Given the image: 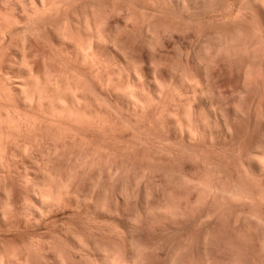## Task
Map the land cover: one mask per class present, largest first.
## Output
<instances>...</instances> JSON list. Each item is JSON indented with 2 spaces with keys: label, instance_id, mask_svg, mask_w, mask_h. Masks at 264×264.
<instances>
[{
  "label": "rangeland",
  "instance_id": "374dc122",
  "mask_svg": "<svg viewBox=\"0 0 264 264\" xmlns=\"http://www.w3.org/2000/svg\"><path fill=\"white\" fill-rule=\"evenodd\" d=\"M1 1H3V0H0V10H1L0 14L3 13V11H4V13L7 11L6 15H7V13H8V15L10 14L11 17H13V21L15 20L14 16H12L14 14L16 15L15 17L19 16L18 18H20V21L22 20L21 24H20V22H19V25L17 23H15L14 26L15 25L16 26L14 28H10L11 31L10 30L8 32L5 31L4 33H6V34H3L1 30L4 31L6 29V23L7 22L3 21V19L5 20V18H3V17L0 19V24L2 23L1 26L2 25L4 26V29H2L3 26H2V28L0 27L1 28V30H0V37H1L0 43L3 42L4 36L7 35V36H5L6 39L4 40L6 42L5 43L3 42L1 44V47H3V48H1L2 49L1 52L3 54H1V52H0V54H1L0 60H1L2 56H4L3 57L4 59L2 58L3 60L0 61V69L3 70V72L0 71V78L2 77L0 79V81L1 80L3 81V82L1 81V83H0V117H2V118H0V124L3 125L4 123H6V122L2 121L4 119H5V121L8 122V123L4 124L3 126L1 125L3 128L0 126V149L2 146V149L0 150V152H1L0 153V163L2 161V165L0 164V171H1L0 172V180H1L0 181V250H1L0 252L6 253L7 248H8V252H11L12 255L14 253V255L16 257L14 259H16V260H14L13 263L11 261V264H14L15 261H16L15 264H22L23 262H24L23 264H25L26 262L28 264H52V261L54 259L55 254H56L55 257L58 258L59 260L63 259L61 261L62 262L61 264H64V262H65V264H67V260L71 262V263L68 262V264H75L74 262H76V264L86 263L88 259L90 260V258L86 257L84 254H82L80 252L78 253V252H75L74 250H71L72 246L69 247V245L71 244L70 241L73 239L71 236L72 235L71 232L73 230L76 231V232L75 231H73V232H75V233L78 232L80 234V236H83L85 238L84 239V238L80 237L82 240L77 239V240H81L82 243L86 242V244L88 243V245L90 244L91 246L96 247L102 241L103 244L101 243L100 248L104 247L105 245H107V247L109 246L110 249L111 248L113 249V247H114L113 251H115V250L118 251V253L116 251L114 253H116V255H119L117 257H119L120 258L119 260H121V261L126 256L125 255L127 252L126 249L128 248V242L126 240L127 239L126 236L127 235L132 236V234H133V237H131V238L133 239L134 246L137 245L135 247L140 249L139 247L143 246V248H144V245L146 246L144 249L141 248L142 253L140 250H138L141 253L140 257L142 260L139 257H137L138 260H136V262L137 261L138 262L135 264H141V263L142 264H170L171 258L174 259L177 255H178L177 257L179 259L176 257L174 259L173 264H198V263L201 264V258H200L201 254L200 253L202 251L199 249L200 248L204 249L205 245L207 247L206 253H208V255H210L208 257L210 259L212 258L210 261H212V263H214V264L215 263L218 264V262L222 263V260H223L224 264H228V263L229 264H234V263L235 264H240V263L241 264H264V226H263L264 225L263 224L264 218H261V217H264V201H263V199H264V172L262 171L261 174H259V173L254 174L251 171V169H249L247 167V165L244 164V159L247 157L249 151L251 149H253V147L256 145V143L259 141L264 142V139H263L264 138V38H263L264 37V21L262 19H260L258 14L245 3L246 1L244 0L245 1L244 2L243 0H239V1H237V0H186L185 1L186 3H185L184 0H180V1L177 0L176 3H173V2H170L169 0H146V1L145 0H73L74 2L72 0H66V2H64L65 1L64 0L63 4L65 6H67V4L69 3V5L67 7L70 6L69 7L70 9L65 7L62 4V7L60 6V8H59V10H61V8H62V10L59 14L60 16L55 15L56 11H58V10H56V11L54 10V12H55L54 15L57 17H55L53 15H52V17L50 15H47L45 17H40V18L37 17V19H36V17L34 16V22L32 20L33 17H31L29 19L26 18L27 13H25V10L27 9V7H28V9L30 8L29 5H26V1H27V4H29V0H22L21 1L22 3L24 1L23 6L25 5V7H26V9L23 8L24 11L22 10V6H21L22 4H19L20 0L19 1L17 0L18 3L15 0H13V3L11 2V0L10 1L4 0L3 2H1ZM5 1H7V2L9 1L8 5H10V6H8L7 2H5ZM231 1H232V3H231ZM240 1H242V2L240 3ZM14 2L17 5H15ZM182 2H184V3H182ZM243 2H244V4H243ZM3 4L4 5L6 4L7 7H5L6 5L4 6ZM11 4L13 6V9L18 11V12H14V14H12L13 10H12ZM241 4L243 5V7ZM245 4H246V6H244ZM104 5H105V7H104ZM240 5H241L242 10L245 9V12L244 11L242 12L241 9H239ZM16 6H17V8H16ZM234 6H236V7L234 8ZM63 7H65V10L67 11V13L69 15L66 13L65 10H63L64 9ZM2 9H3V11H2ZM111 9H113V10H111ZM238 9H239V11H241L240 15H239ZM9 10H12V13H9ZM118 10H119V12H118ZM248 10H250L251 12L250 11L248 12ZM92 11H94V12H92ZM112 11H113V14H112ZM26 12H27V10H26ZM86 12L89 14H87ZM100 12H102L103 14ZM104 12H106V13L110 12V14L108 13L109 15L107 14L109 19L107 18L106 13L104 14ZM116 12H118L120 14V16ZM237 12H238V16L236 15ZM22 13L23 14L25 13V15L23 16ZM84 13H85V15L86 14L87 15H93L92 13H96L97 15L102 14V16L99 15L98 17L94 15L97 18L101 17V18H99L100 22L103 18V15H104L103 20L105 19V17H106V20H110V21L114 18L112 21L113 22L116 21L115 23L117 24V27H118L119 23H121L119 25L120 31H118L119 29L117 28L118 29L117 32L120 33V36L123 35L122 38H125V39L127 38L126 41L129 40V42L127 41V43H129L130 45L128 44L129 45L128 49H126V50H128L127 51L128 53L125 52L124 54H126V55H124V54L118 55L117 54L116 56L114 55V57H113V56L109 55V53L103 48H99L100 49V50L98 49L99 51H97V49H94V51H91L90 49H88L90 51L85 50L86 52L88 51L89 53L88 52L85 53L84 50H82L81 52H84L85 55L89 54L92 56L91 57V56L86 55V57H88V58L90 57L89 59H92L94 56V58L92 60L96 59L95 57H96V54L98 53L97 57L99 59L95 60L96 63L94 61V63L96 65L95 64L91 65L92 61L91 60L89 61V59H87L86 62H84V63H87L89 61L91 64L90 63H87L85 65H83L84 63L81 64L80 61H82V60L85 61V58L83 57V53L76 54V53H74V50L71 48V46L68 45V43L66 44V42L61 43V42L56 41V39L53 36L52 31L54 30L53 27L55 29L56 28L61 29V27L63 26V28H62L63 31H65L64 29L67 30L69 27V30H71L69 32L70 33L74 32L72 29H70L71 26H70L69 22H67L68 23V25H67L66 21H68V20L70 21V19L72 20V18H74L75 16L84 15ZM61 14L62 15L66 14L70 18L68 19L66 16H62ZM115 14H117L116 15L117 17L115 16ZM121 15L123 18L121 17ZM3 16H5V14ZM48 16H49L48 20L46 19L47 24H45L44 18H47ZM61 16L63 18H60ZM7 17H10V16H7ZM241 17H245V18H241ZM41 18L43 19V20H41V23L42 24L44 23L45 25L43 24L44 25L43 26L41 23H39L40 26H38V28H37L35 23L39 22L38 19H41ZM50 18H52V19H50ZM64 18H66V20ZM126 18H127V23H126V21H124V20H126ZM144 18H146V19H144ZM11 19H9L10 22H12ZM56 19H58V20H56ZM233 19H235V20H233ZM1 20H2V22H1ZM23 20H24V22H23ZM55 20H56V22H55ZM64 20H65V23L62 24V22H64ZM27 21H28V24L27 25L25 24L27 26L26 27L24 25V23ZM30 21H31V24H30ZM243 22L244 23L246 22V23L244 24ZM56 23H58L59 26H57L58 24H56ZM107 23H108V21H105V22L103 21V25L105 24V26L101 25V27L102 28L106 27ZM22 24L24 25L23 28H22V26H20ZM36 24H38V23H36ZM51 24H53V25L51 26ZM54 24H56L57 27ZM64 24L67 25V28H66V25L64 27ZM126 24L127 25L129 24V25L127 26ZM19 26H20V29H19ZM32 26L36 27L38 31L40 29L41 30V31H39L40 34L37 32V30H35L36 28L33 31L32 30L30 31V29H32ZM45 26L47 27L46 29L44 28ZM126 26L128 28H126ZM26 28H28V29H26ZM16 29H17V31H16ZM22 29L23 30L26 29L27 30L26 33L31 32L30 35H29V33L27 35V34H25V32H22L23 31ZM47 29H49V30H47ZM150 29H151V31H150ZM19 30H21V31L19 32ZM44 30H46L47 32ZM154 30L156 33L154 32ZM14 31L16 32V36L18 34L20 37L19 36L14 37V35H13ZM34 31L36 33H34ZM45 32L48 33V35L47 34L45 35ZM8 33H9V35H8ZM20 33H21V35L23 33L24 34L21 36ZM32 33L35 34V36H37V37L33 36L35 38H32V36H31V35H33ZM65 33H68V32H65ZM162 33H164V34H162ZM1 34H2V36L3 35L4 36L2 37ZM25 35H26V39L24 37ZM49 35H51L52 37ZM11 36H12V39L10 38ZM39 36H41V38ZM156 36H157V38H156ZM7 37H8V39H7ZM29 37H31L32 40ZM48 37L51 39H49ZM75 37H78V36H75ZM220 37H221V39H220ZM2 38H3V40H2ZM10 39L11 40L16 39V40H14L15 43L13 44ZM20 39H22V40H20ZM27 39H28V41H27ZM260 39L262 40L261 41L262 43L260 42ZM1 40H2V42H1ZM7 40H8V42H7ZM44 40H45V42H44ZM200 40H201V42H200ZM23 41L24 42L26 41L25 44L27 46L23 43ZM75 41H76V43H77V41H80V42H78L79 44L77 43L80 46L81 40L79 38H77V40H73L74 44H75ZM150 41H151V43H150ZM48 42L49 43L51 42L50 45L47 44ZM245 42H246V44H245ZM8 43L9 44L12 43V45H10V47H9ZM207 43H208V45H207ZM3 44H4V46H3ZM15 44L17 46L20 44L18 46L19 51H18V49H15L17 47ZM22 44H23V46H22ZM77 44H75V45H77ZM229 44H230V46H229ZM260 44L263 46H261ZM24 45H25V53L30 50L27 53L28 56L25 54L28 58L29 57L31 58L30 60H32L34 57H36L38 55L37 59L34 58L32 61H30L31 64H33L32 62H34L36 60L35 65L36 64L37 65L36 66L34 65L35 66L34 69L37 70L40 67V70H42V72L44 71L43 73L47 72L46 75L48 74V76H51V75L53 76L54 74L56 75L57 71L55 72L53 70L57 69V70H59L57 73L58 78L60 79L61 77H63V79H60V80H64V78L67 75V73H65V72L70 71L69 73H71L72 70H75V69L77 71H79L77 69V67L78 68L80 67V69H81L84 66L82 68V71L85 70L84 71L85 75L82 74L83 72L81 70H80L81 72H79V74L81 76L83 75L84 77H87V78L85 79L83 77L84 78L83 80H85V81H83V83L81 80L82 78H80V80L78 79L79 81H81L82 85L85 83L83 86H81L78 83L79 81L78 82L76 81L78 78V74L76 76V73H78L77 71L75 74L71 73L72 75L74 74L73 76H75L76 80H74L75 78L72 79L73 76L72 77L70 76L68 79H69V82L71 81V79L74 80V81H71V83L73 82V84H72V85H74L73 87H78L80 85V89H82V87H84V86L86 87L87 86L86 84H88L89 86H87L86 88L84 87V89L87 90L88 87L92 88L94 85L98 89L97 90L95 88V90L98 91V93L92 90L93 91L92 94H94L95 96L97 94L98 97H96V98L92 97L91 96L92 94H90V97H89L88 92L91 93V90H90V88H89L90 91L87 90L88 91L87 96L90 99L92 98L91 100H94V99L97 100L98 99L97 103H96V100H94V103L96 105L92 104L93 102H91V100L88 98L87 103H86V101L83 103L81 102L82 104L85 103L84 105L76 104V108H78V109L74 108L75 106L72 107L73 111H75V110L79 111L80 109H82V110H80L81 113H80V111L78 113L83 114V115H84V113H86L85 116L89 113L87 115L89 118H87V116H86V119L84 118L85 120L83 122H80V124H78L79 122L76 123V121L71 120V118H69L71 120V122H70V120L67 122V119H68L67 117H65L63 119L62 116H60L61 119L64 120V123H63V121L60 119V117H58V114H55L56 112L53 111L55 108H58L59 106L53 107L54 108L53 110L51 109L52 105H50L51 102L49 100V99H51V97H49V94H48L49 98H46L47 95L45 96V94H44L45 98L44 97L42 98L43 103L41 101L38 102L32 98L30 99L31 102H29L30 100L28 99V97L26 98L27 94L26 95L20 94V92L18 91V88L16 87V84L19 81L23 82L22 79L24 77H26V75H24L22 72H20L16 68L10 69L8 66V63H9V61H11L15 57L16 53L21 54V52L22 53L24 52V50H20V48L24 49ZM56 45H57V48H59V50L61 48L60 51H55V50H57ZM224 45H226V46H224ZM6 46H8V47H6ZM32 46H33V48H32ZM211 47L214 49H212ZM62 48L64 51L67 50L71 53H69V52L67 53V51H66L64 53L65 56H62V52H61ZM244 48H245V50H244ZM37 49H39L40 51ZM26 50H28V51H26ZM48 50H50V51H48ZM238 50H239V52H238ZM9 51H12V52H9ZM222 51H224V52H222ZM52 52H53V54H52ZM54 52H56L55 55L57 58H59V60H61V58H63V60L59 62V60L54 56ZM91 52H93V53H91ZM59 53H61V54H59ZM66 53H67V55L68 54H70V55L67 56ZM11 54H14V55H11ZM32 54H33V56H32ZM211 54H213V55L211 56ZM71 55L72 56L74 55L73 58H71L72 57ZM128 55L131 58V61L133 62V64L135 63V65H137V66H135V68H136L135 70H137L138 72L133 71L134 69H132V71H131L127 66H124L125 65V62H124L125 58L124 57H126ZM149 55H150V57H149ZM153 55L157 56L156 58H158L156 60L159 63V64L157 63L159 70L153 69V67H152L153 63H151V60H152L151 57ZM53 56L55 57V59ZM60 56H61V58H60ZM65 57H67V58H65ZM28 58H27V60H29ZM207 58H209V59H207ZM70 59H72L73 61H70ZM74 59H75V61H74ZM54 60L55 61L57 60L56 62H58V63H56ZM146 60H148V61H146ZM64 61L67 64H65ZM105 61H107V62L105 63ZM161 61H163V62H161ZM2 62H5V63L3 64ZM44 62H47V63H44ZM75 62L77 63V66H76ZM42 64L45 65V67ZM52 64L54 65V67ZM58 64L62 65V66L58 67ZM70 64H72V66H70ZM80 64L83 66H81ZM88 64H90L91 66H89ZM202 65H205L206 69H203L204 67ZM2 66H3V69H2ZM94 66H95V68L97 67L96 69L94 68L96 71V74H94V69H93V72L91 73L93 75H91L90 69L92 70V67H94ZM122 66L124 68H122ZM64 67H65V69H63ZM200 67L201 68L203 67V68L201 69ZM61 68L63 69L62 70L63 74H61L62 72L59 73L61 71L60 70ZM71 68H73V69H71ZM67 69H68V71H67ZM209 69H210V71H209ZM106 70L108 73L106 72ZM237 70L238 71L241 70V71L238 72ZM87 71H88V73H86ZM48 72H50V73H48ZM97 72H98V74H97ZM206 73L209 77L206 75ZM59 74H61L60 75L61 77H59ZM64 74H66L65 77H64ZM86 74L87 75L89 74V76H87ZM55 75H54V77L57 76V75L56 76ZM6 76H8V78L9 77H12V78H9V80H8V78ZM92 76L94 77L95 80H97V81H95V83L92 79L93 78ZM15 78H17V79H15ZM66 79L67 78H65V80ZM88 80H90L94 84H92L91 82L88 83ZM107 80H108V82H107ZM6 81H7V84H6ZM8 81H10V82H8ZM101 81H102V83H104V82L105 83L102 84ZM249 81H250V84H249ZM66 82H67V80H66ZM74 82H76V83H74ZM111 83H112V85H111ZM4 84H5V86H4ZM6 85H8V86H6ZM9 85L12 87L11 90H10L11 87ZM75 85H78V86H75ZM125 87L127 90L125 89ZM122 88L128 92H130V90H131V94H132L131 96L133 99L136 100V101L134 100V102L139 101L138 102L139 105L137 103H133L132 105L130 103L126 104V102L123 99H122V101H119V98L116 96V91H117V89H122ZM84 89L82 91H84V93H86ZM201 89H204L203 92H205V93H201L202 92ZM12 91H13V93H12ZM28 95L30 97V93H28ZM89 100H90V102H89ZM124 102H125V104H124ZM211 102L213 103V105L210 104ZM134 104H135V106H134ZM143 106H145V107H143ZM114 109H116V110H114ZM183 110H185V111H183ZM102 113L104 116L102 115ZM104 113H106V114H104ZM51 114L53 115V117ZM18 115H19V117H18ZM26 115L28 116V118L26 117ZM24 116L26 117V119ZM126 116H127V118H126ZM22 117H23V120H22ZM98 117L99 118L101 117V119H99ZM35 119H37L38 121L37 120L35 121ZM90 119H93V120H90ZM107 119H109V120H107ZM19 120H20V124H19ZM94 120H96L95 122H97V121L98 122L95 123ZM72 121H74V123ZM91 121H93L92 122L93 124L91 123ZM204 121L206 123H204ZM16 122L18 124H15ZM29 122L31 124H29ZM62 123L64 125H67V126H64ZM83 123H84V126L82 127ZM98 123H101V124H98ZM175 123L178 126H176ZM9 124H11V125L9 126ZM12 124H15V125H13L14 127L12 126ZM76 124H78V125H76ZM8 126L10 127V129L12 128L14 130L11 129V131H10V129H8L9 128ZM77 126H79V127H77ZM17 127H19L20 132H19V129ZM67 127H68V129H67ZM179 127H181V129ZM6 128H7V131L9 130L8 132L6 131ZM28 128L29 129L31 128L30 131ZM95 128H97V129H95ZM3 129H5V130H3ZM72 129H73V131H72ZM93 129H94V131H93ZM81 130H83V131H81ZM77 131L79 132V135L77 134L78 133ZM175 131H177V132H175ZM67 132H69V133L67 134ZM82 132H83V135H81ZM12 133H14V134H12ZM65 133H66V135H65ZM187 133H189L190 135ZM194 133H196V136ZM11 134L14 136L10 137ZM15 135H16V137H15ZM18 135H19V137H18ZM29 135H30V137H29ZM62 135H64V136H62ZM77 135H78V137H76ZM56 136L58 137V139ZM94 136H96V137H94ZM13 137H15V138H13ZM87 137H88V139H87ZM2 138H5V139L2 140ZM7 138L9 140H11L13 138L11 141L12 142L14 141V145ZM17 138H19V139L17 141L18 146L16 147L15 143H16ZM77 138H78V140H77ZM26 139H28V140L26 141ZM43 139H44V141H43ZM53 139H55V142ZM189 139H191V140L189 141ZM7 140H8V142H7ZM70 140H72V141H70ZM79 140H80V142H79ZM129 140H131V141H129ZM69 141H70L72 146L70 145ZM160 141H162V142H160ZM94 142H96V143H94ZM20 143H22V144H20ZM83 143H85L87 146H84L85 144H83ZM124 143H125V145H124ZM130 143H131V145H130ZM129 145L131 148L128 147ZM32 146H33V148H32ZM95 146H96V149H94ZM28 147H29V149H28ZM177 147H179V148H177ZM249 147H250V149H249ZM69 148L71 150H69ZM127 148H129V149H127ZM5 149L7 150V152H5L6 151ZM73 150H75V151H73ZM84 150H85V152H84ZM95 150H96V153H94V155H92L93 152H95ZM111 150H112V152H110ZM25 151H26L27 155H26ZM143 151H144V153H143ZM155 151H156V153H155ZM103 152L105 153L104 154L105 156L102 155ZM5 153H6V155H5ZM15 153H17V154H15ZM49 153H50V155H49ZM52 153H53V155H52ZM191 153H193V154H191ZM148 154H149L150 158H149ZM108 155H109V158H108ZM112 155H113V158L111 157ZM31 157H32V159H30ZM16 158H18V159H16ZM51 158H52V160H51ZM89 158L92 160H89ZM95 159H96V161H95ZM13 160H15V161L13 162ZM17 160L20 162H18ZM228 160H230V161H228ZM76 161H78V162H76ZM85 161H87V162H85ZM9 163H11V164H9ZM72 163H73V166H72ZM90 163H92V164H90ZM17 164H19V165H17ZM82 164H84V165H82ZM93 164H95V165H93ZM237 164H238V166H237ZM15 165L17 168L15 167ZM85 165L86 166L89 165V166L85 167ZM79 167H81V168H79ZM66 169H67V171H66ZM71 169L73 171L74 170L75 171L73 172V171H71ZM151 169H153V170H151ZM110 170L112 172H110ZM124 170H126V171H124ZM171 170H173V171H171ZM155 171H156V173H155ZM60 172L63 175V177H61L62 175L60 176L63 180H65V178L68 175L67 173H69V172L72 175L77 174V175H75V177H77V178H72V180H71V181H73L72 183H74V184L71 183L72 184L71 185L69 183L71 185V186H69L70 188H67L69 185L67 181L70 180V177H74V176H70V177L68 176L69 179L67 180V178H66V181L64 182V183L67 182L66 184L62 185L63 183L62 184L59 183V185H58L57 182H60V181L58 180L59 177L56 178V175H59ZM134 172H135V174H134ZM144 172H146V173H144ZM221 172H222V174H221ZM46 173H49L48 175H50V176H51V174H53V175L56 174V175H54L53 178L51 176L52 180H54V178L56 180H58L57 182L54 181V183L57 184L58 186H62V189L64 186H67L66 189H69V191L71 190V192H69V194L72 196L73 194H71V193L73 192L75 194L74 196H77V198L75 199L74 196L73 197L69 196V197H71V198H69L68 196H66V194H68V192H66V191H68V190L63 191L61 189L62 190L61 192H63L64 195L62 197L59 196L61 194V192L59 194H57V196H59L58 199L60 200V202H58L59 200L56 198L58 203L56 202V199L53 201H55L57 204L55 202H52V201H51V203H49L45 206H42L41 204H39L37 202V197L39 196L38 195L39 189L45 190L44 186L42 185V180H41L42 177L41 176L43 174H46ZM63 173H65V174H63ZM110 173L113 176H114L113 173H115L116 176L112 177ZM64 175L66 177H64ZM107 175H109V177L111 176L113 179L109 178ZM211 175L213 177H211ZM171 176H173V177L170 178ZM182 176H184V177H182ZM185 177H187V178H185ZM151 178H153V179H151ZM203 178H205V179H203ZM73 179L74 180L76 179V180L74 181ZM105 179H107V180H105ZM211 180L212 181L214 180V181L212 182ZM166 181H168V182L166 183ZM215 181H216V184H220V182H222L220 184V186H222V184L225 185L226 189L230 192H231V190H232V192L234 191V193H238V194L239 193L241 194V192H242V195H243V197L241 196L242 199L240 196L238 197V199L236 196H230L231 193H230V195L228 193L225 196H221L222 198H220V196L216 195L217 200H216V198H213V196H211V192H210V194H209L210 196H209L208 191H210V188L212 187L211 183L215 184ZM218 181H220V182H218ZM28 182H30V183H28ZM148 182H150V183H148ZM241 182H242V184H241ZM207 184H209V185H207ZM204 185L206 187L209 186L208 191L206 190V187ZM225 186H223V188H225ZM240 189H242L243 191L242 190L240 191ZM244 189L246 192L250 190L248 192L249 195H250V193L254 194V196H255L254 198H251L253 195H251V197H250L252 202H251V200H249L250 199L249 196L247 197V193H246L247 199H246V197H244L245 196V194H243V193H245ZM204 191L206 194L204 193ZM256 191H258V192H256ZM199 192L202 194L204 193V196L201 197L202 194H200ZM35 193L38 196H36ZM106 193H108L109 195ZM86 194L89 196V198ZM199 195L201 198L199 197ZM64 196H66V197L64 198ZM216 196H214V197H216ZM260 196H262L263 199ZM218 197H219V199H218ZM228 197H229V201L231 200V203L228 201ZM79 198L83 202H81L79 200ZM234 198H236L235 199L236 201L233 200ZM257 198H258V201L256 200ZM66 199H67V201H66ZM87 199L88 200L90 199L89 200L90 202L89 201L86 202L85 200H87ZM198 199H200V200H198ZM208 199L209 200L211 199V200L209 201ZM225 199H226L227 203H229V205L227 203L225 204V202H226ZM239 199H241L242 201H239ZM254 199L256 201H253ZM78 200H79V203H78ZM195 200H197V201H195ZM213 200L217 204L216 203L212 204V203H214ZM221 200H223L224 203ZM70 201H71V203H70ZM72 201L74 202V204ZM76 201L78 203V207H76L77 206ZM201 201H202V203H201ZM232 201H235V203H233ZM129 202H130V204H129ZM169 202H170V204H169ZM195 202H197L196 205L198 203L200 205L198 204L197 205L198 207H197L194 204ZM68 203H70V204L67 205ZM80 203H82L81 206H79ZM250 203H251V205H250ZM146 204H148V205H146ZM160 204H163L164 206L169 204L168 205V207H170L169 212H170V214L172 213L174 216H172V214H171L172 217L170 216V214H169V216L166 215V217L162 216L161 214L159 216L158 215L159 212L157 210L158 209L157 207L161 206ZM187 204H189V205H187ZM220 204H221V206H220ZM243 204L245 206H243ZM52 205H54V206H52ZM94 205H96V207ZM143 205L145 207L151 206L152 209L157 208V209L153 210V213L151 211V213H152L151 218H149V219L139 218V217H142V216H140L141 215L140 212L142 211V208H144ZM191 205H192V207H191ZM224 205L226 206V208ZM68 206H70V207H68ZM98 206L100 207V209ZM232 206H233V208H232ZM38 207H39V209H38ZM49 207H50V210H49ZM71 207H73V209ZM77 208H78V210H77ZM229 208H230V210H229ZM42 209L44 210L43 212L41 211ZM174 209H175V211H174ZM39 211H41L43 214L40 213ZM49 211H51V212H49ZM255 211H256L257 216H259L261 219L259 217H257V219H251L250 218V216L252 217L254 215ZM105 212H107V213H105ZM109 212H111L113 219L107 217L108 215H110V214H108ZM219 214H221V215H219ZM250 214H252V215H250ZM43 215H45L46 217ZM26 216H28V217H26ZM183 216H184V218H183ZM205 216H206V219L204 220L203 218ZM208 216H210V217H208ZM248 216H249V218H248ZM4 217H5V219H4ZM15 217L16 218L18 217V218L16 219ZM201 217H203V218H201ZM254 217L256 218V216H253L252 218H254ZM7 218H9V219H7ZM70 218H72V219H70ZM129 218H130V220H129ZM208 218H209V220H207ZM76 219H77V221H75ZM122 219H124L123 220L124 222L123 221L121 222ZM127 219L130 222H128ZM136 219H138V220L136 221ZM258 219H260V220H258ZM92 220H94V221L98 220L97 224H99V225L95 224L96 221L94 222ZM47 221L49 222V224ZM107 221L109 223L110 222L113 223V224L110 223L112 226ZM135 221H136V223H135ZM245 221H246V223H245ZM39 222H41L42 224ZM53 222H55V223H53ZM63 222L65 223L67 228H65V225L63 224ZM73 222H74V224H72ZM261 222L263 225L261 224ZM68 223L69 224L71 223V229H73V230H70V225H68ZM102 223H103V225H101ZM128 223H131L132 225L131 224L129 225ZM165 223H167V224H165ZM56 224H58L59 227H57ZM118 224L119 225L125 224V226L128 224L129 226L127 225L128 229H125V227H124V230H122L121 228L123 227V225H121L122 226L121 227ZM19 225H21V226H19ZM54 225H55V227H54ZM47 226H49V227H47ZM74 226L78 227V229H80V230H78L77 228L75 229ZM102 227L104 228V230ZM129 227H131V228H129ZM14 228H16V229H14ZM59 228H61V230ZM68 229H69V231H68ZM119 229H121V230L119 231ZM206 229H207V231H206ZM249 229H250V231H249ZM62 230H63V232H62ZM89 230H90V232H89ZM42 231H44V232H42ZM49 231H51V233ZM64 231H68L66 233L68 236L65 234ZM106 231H108V232L106 233ZM113 231H114V233H113ZM124 231L126 233H124ZM52 232H54L56 234H52ZM82 232H84V233H82ZM75 233L73 235H76ZM111 233L113 234V236ZM41 234H42V236H41ZM51 234L55 235V236L52 237ZM79 234H77L78 235L77 237H79ZM119 234H121V235H119ZM49 235H51V236H49ZM217 235H218V237H217ZM63 236L65 238V241L63 240L64 239ZM191 236L193 239L191 238ZM38 237L39 238L42 237V240L39 239ZM73 237H75V236H73ZM110 237L112 238V240ZM230 237H232V238H230ZM35 238H38L37 240L39 242L41 240V242L39 243L37 240H35ZM54 238H56L57 241ZM60 238H61L62 242L64 241L63 243L61 242ZM70 238H71V240H70ZM49 239H50V245H51V243H53V245L55 243L58 244V245H56V244L54 245V246H56V249L54 246L48 245ZM52 239H53V241H51ZM67 239L69 240L68 242L70 244L66 241ZM58 240H60V241H58ZM108 240H109V245L107 243ZM97 241L98 242L100 241V242L98 243ZM2 242H3V244H1ZM33 242H34L35 246L37 245L36 247L33 245ZM110 242H112V244H110ZM46 244H47V246H45ZM67 244H68V246H67ZM152 244H154V245L152 246ZM39 245H40V247H39ZM88 245H86V246L84 245V247L87 248ZM90 245L88 246V248L90 247ZM114 245H116V246H114ZM211 246H213V247H211ZM52 247H54V248H52ZM107 247L105 246V248H107ZM11 248L13 251L11 250ZM41 248H42V250H41ZM49 248H51L50 251H48ZM105 248H104V250L106 251ZM153 248H154V250H153ZM53 249L58 250L57 252L59 253V257L57 256L58 253L51 252ZM66 249H68V250H66ZM110 249L107 248V250H110ZM151 249L153 251H151ZM155 249H157V251ZM260 249H262V250H260ZM145 250H148V251H145ZM69 251H71V252H69ZM143 251L145 252L144 254H143ZM260 251H261L262 255H261ZM175 252H177V253H175ZM1 253H0V256H1ZM76 253H78V254H76ZM111 253L114 254L113 252H111ZM40 254H42V255H40ZM123 254L125 255L124 257L120 256ZM60 256H62V258ZM17 257H18V260L20 259V261L17 260ZM83 257H84V261H83ZM236 257H237V259H236ZM80 258H82L81 261H83L81 263L79 260ZM86 258H87V260H86ZM26 259H28L29 262L26 261ZM218 259H220V260H218ZM36 260H37V262H36ZM89 260H88V263L90 262ZM117 260H118V258H117ZM119 260H118V262H120ZM38 261H39V263H38ZM0 263H1V261H0ZM5 264H9V263H7L5 261Z\"/></svg>",
  "mask_w": 264,
  "mask_h": 264
},
{
  "label": "bare ground",
  "instance_id": "6f19581e",
  "mask_svg": "<svg viewBox=\"0 0 264 264\" xmlns=\"http://www.w3.org/2000/svg\"><path fill=\"white\" fill-rule=\"evenodd\" d=\"M4 1V0H3ZM3 1H1V2H3ZM10 1V0H9ZM9 1L7 2V1H5V2H7V5L9 4ZM15 1H17V0H15ZM19 1V0H18ZM18 1H17V3H18ZM22 0H20L19 1V4H22L21 6H22V10H23V8L24 9H26V7H25V5L23 6V3H24V1H23V3L21 2ZM63 1L64 0H29V4H27V1H26V5H29L30 6V8L28 9V7H27V12H26V10H25V13H27V16H26V18L27 19H29V18H31V17H33L32 18V20H33V22H34V16L36 17V19H37V17L38 18H40V17H45V16H47V15H50L51 17H52V15L53 16H55V15H57V16H60L59 14H60V12H61V10H62V8H61V10H59V8H60V6L62 7V4H63ZM73 1V0H72ZM146 1V0H145ZM170 2H173V3H176V1L177 0H169ZM180 1V0H179ZM186 0H184V2H185ZM237 1H239V0H237ZM244 1V0H243ZM246 1V2H245ZM244 2L250 7V8H252L257 14H258V16L260 17V19H262L263 21H264V0H245ZM4 2V3H5ZM11 2L13 3V0H11ZM21 2V3H20ZM62 2V3H61ZM64 2H66V0L64 1ZM74 2V1H73ZM97 2V1H96ZM127 2V1H126ZM184 2H182V3H184ZM236 2V1H235ZM234 2V3H235ZM242 1H240V3H241ZM244 2H243V4H244ZM15 3V2H14ZM71 3V2H70ZM120 3V2H119ZM132 3V2H131ZM172 3V4H173ZM186 3V2H185ZM231 3H232V1H231ZM66 4V3H65ZM167 4V3H166ZM230 4V3H229ZM246 4L244 5V6H246ZM4 5V4H3ZM6 5V4H5ZM4 5V6H5ZM7 5L5 6V7H7ZM15 5H17L16 3H15ZM64 5V4H63ZM69 5V3L67 4V6ZM130 5V4H129ZM141 5V4H140ZM228 5V4H227ZM231 5V4H230ZM229 5V6H230ZM235 5V4H234ZM242 5V4H241ZM241 5H240V7H239V9H241ZM8 6H10V5H8ZM11 6H12V4H11ZM65 6V5H64ZM67 6H65V7H67ZM156 6V5H155ZM228 6V7H229ZM65 7H63L64 9L63 10H65ZM70 7V6H69ZM69 7H67V8H69ZM91 7V6H90ZM104 7H105V5H104ZM128 7V6H127ZM180 7V6H179ZM232 7V6H231ZM236 6H234V8H235ZM242 7H243V5H242ZM248 7V8H249ZM15 8V7H14ZM16 8H17V6H16ZM123 8V7H122ZM209 8V7H208ZM233 8V9H234ZM247 8V9H248ZM4 9V8H3ZM3 9H2V11H3ZM7 9V8H6ZM11 9V8H10ZM70 9V8H69ZM89 9V8H88ZM92 9V8H91ZM116 9V8H115ZM126 9V8H125ZM128 9V8H127ZM231 9V8H230ZM239 9H238V11H239ZM246 9V10H247ZM8 10V9H7ZM12 10H13V13H12ZM12 10H9V13H12V14H14V12H18V11H16V10H14L13 9V6H12ZM54 10L56 11V10H58V11H56V13L54 12ZM68 10V9H67ZM111 10H113V9H111ZM163 10V9H162ZM24 11V10H23ZM66 11V10H65ZM64 11V12H65ZM122 11V10H121ZM230 11V10H229ZM241 11L243 12H245V9L244 10H242L241 9ZM241 11H239V15H240V13H241ZM250 10H248V12H249ZM0 12H1V10H0ZM7 12V11H6ZM6 12L4 13V11H3V13H1L0 15V19L3 17V18H5V20L3 19V21H5V22H7L6 23V29L3 31V30H1V28H2V26H1V24H0V30L2 31V33L3 34H6V33H4L5 31L6 32H8L9 30H10V28H14L15 26H14V24L15 23H17L18 25H19V22H20V24H21V22H22V20L20 21V18H18V17H15L16 15L14 14V15H12V16H14V18H15V20L13 21V17H11V15L9 14L8 15V13H7V15H6ZM21 12V11H20ZM69 12V11H68ZM85 12V11H84ZM89 12V11H88ZM92 12H94V11H92ZM118 12H119V10H118ZM118 12H116V13H118ZM139 12V11H138ZM156 12V11H155ZM251 12V11H250ZM253 12V11H252ZM25 13L23 14L22 13V15L24 16L25 15ZM54 13H55V15H54ZM66 13H67V11H66ZM74 13V12H73ZM87 13V12H86ZM90 13V12H89ZM89 13H87V14H89ZM97 13V12H96ZM96 13H92L93 15H85V13H84V15H81V16H75L74 18H72V20L70 19V21L68 20V21H66V24L68 25V23L67 22H69V24H70V26H71V28L70 29H72L74 32H72V33H70L69 31H71V30H69V27H68V29L66 30V29H64L65 31H63V26L61 27V29H55L54 27H53V36H54V38L56 39V41H58V42H66V44L68 43V45H70L71 46V48L74 50V53H76V54H80V53H83V57L85 58V61H80L79 59V61L81 62V64L82 63H84V62H86V60L87 59H89L88 57H86V55H85V53H87L88 51H94V49H97V51H99L100 49L99 48H103V49H105L108 53H109V55H111V56H113L114 57V55L116 56L117 54L118 55H123L125 52L126 53H128L127 51L128 50H126V49H128V46L130 45L129 43H127V41L129 42V40H127L126 41V39L125 38H122L123 37V35H121L120 36V33H118L117 32V30L119 29V25L121 24V23H119V25H118V27H117V24L115 23V22H113L112 20L114 19H112L111 21L110 20H106V17H105V19L103 20V18H104V15H103V18H102V20H101V22L99 21V18H101V17H99V18H97L99 15H101L102 16V12H100V13H102V14H96ZM106 12H104V14H105ZM109 14H110V12H108ZM108 13H106V15L108 14ZM124 13V12H123ZM122 13V14H123ZM154 13V12H153ZM225 13V12H224ZM5 14V16H3ZM21 14V13H20ZM68 14V13H67ZM108 14V15H109ZM112 14H113V11H112ZM119 14V13H118ZM125 14V13H124ZM139 14V13H138ZM233 14V13H232ZM62 15V14H61ZM69 15V14H68ZM97 16V17H95V16ZM108 15H107V18L109 19V17H108ZM117 14H115V16H116ZM169 15V14H168ZM223 15V14H222ZM237 16H238V12H237V14H236ZM7 16H10V17H7ZM57 16H55V17H57ZM62 16H66L68 19L70 18V17H68L66 14L64 15H62ZM60 17V18H63V17ZM119 16H120V14H119ZM153 16V15H152ZM175 16V15H174ZM230 16V15H229ZM242 16V15H241ZM246 16V15H245ZM111 17V16H110ZM114 17V16H113ZM117 17V16H116ZM121 17H122V15H121ZM126 17V16H125ZM138 17V16H137ZM146 17V16H145ZM222 17V16H221ZM224 17V16H223ZM240 17V16H239ZM255 17V16H254ZM257 17V16H256ZM258 17V18H259ZM12 18V19H11ZM48 18H49V16L47 17V18H44L45 20V24H47V20H48ZM112 18V17H111ZM123 18V17H122ZM214 18V17H213ZM231 18V17H230ZM229 18V19H230ZM235 18V17H234ZM237 18V17H236ZM241 18H245V17H241ZM8 19V20H7ZM9 19H11L12 20V22H10V20ZM25 19V18H24ZM47 19V20H46ZM50 19H52V18H50ZM65 20H66V18H64ZM130 19V18H129ZM128 19V20H129ZM133 19V18H132ZM144 19H146V18H144ZM228 19V18H227ZM239 19V18H238ZM249 19V18H248ZM41 20H43L42 18L41 19H38V21L39 22H36V23H41ZM56 20H58V19H56ZM56 20H55V22H56ZM65 20H64V22H62V24L63 23H65ZM233 20H235V19H233ZM37 21V20H36ZM43 21V22H44ZM63 21V20H62ZM103 21L105 22V21H108V25L106 24V27H104V28H102L101 27V25H103ZM124 21H126V23H127V18H126V20H124ZM238 21V20H237ZM244 21V20H243ZM250 21V20H249ZM1 22H2V20H1ZM23 22H24V20H23ZM121 22V21H120ZM132 22V21H131ZM134 22V21H133ZM35 23V25H36V27L38 28V26H40V24L38 25V24H36ZM50 23V22H49ZM48 23V24H49ZM52 23V22H51ZM54 23V22H53ZM118 23V22H117ZM163 23V22H162ZM244 23V22H243ZM246 23V22H245ZM244 23V24H245ZM27 25L28 24V21L27 22H25L24 23V25ZM30 24H31V21H30ZM34 24V23H33ZM42 24V23H41ZM44 24V23H43ZM42 24V25H43ZM44 24V25H45ZM56 24H58V23H56ZM56 24H54L55 26H56ZM66 24H64V27H65V25ZM167 24V23H166ZM180 24V23H179ZM223 24V23H222ZM23 24L22 25H20V26H22V28H23V26H24ZM25 25V26H26ZM43 25V26H44ZM53 24H51V26H52ZM67 25H66V28H67ZM116 25V26H115ZM127 25V24H126ZM129 25V24H128ZM127 25V26H128ZM142 25V24H141ZM150 25V24H149ZM20 26H19V29H20ZM42 26V27H43ZM50 26V25H49ZM57 26H59V24L57 25ZM56 26V27H57ZM103 26H105V24L103 25ZM122 26V25H121ZM126 26V28H128ZM140 26V25H139ZM152 26V25H151ZM157 26V25H156ZM163 26V25H162ZM167 26V25H166ZM188 26V25H187ZM190 26V25H189ZM219 26V25H218ZM27 27V26H26ZM29 27V26H28ZM36 27H34V26H32V29H30V31L32 30H34ZM124 27V26H123ZM169 27V26H168ZM171 27V26H170ZM178 27V26H177ZM222 27V26H221ZM226 27V26H225ZM235 27V26H234ZM18 28V27H17ZM25 28V27H24ZM31 28V27H30ZM37 28L35 29V30H37ZM45 29L47 28L46 26L44 27ZM51 28V27H50ZM118 28V29H117ZM125 28V27H124ZM150 28V27H149ZM163 28V27H162ZM223 28V27H222ZM2 29H4V26H3V28ZM26 29H28V28H26ZM26 29H22L23 31L22 32H25V34H27L28 35V33H29V35H30V33L31 32H27L26 33ZM42 29V28H41ZM174 29V28H173ZM230 29V28H229ZM13 30V29H12ZM47 30H49V29H47ZM52 30V29H51ZM129 30V29H128ZM144 30V29H143ZM158 30V29H157ZM177 30V29H176ZM11 31V30H10ZM16 31H17V29H16ZM21 30H19V32H20ZM39 31H41L40 29H39ZM38 30H37V32L40 34V32H39ZM44 31H46V30H44ZM118 31H120V29L118 30ZM124 31V30H123ZM126 31V30H125ZM150 31H151V29H150ZM164 31V30H163ZM13 32V31H12ZM47 32V31H46ZM45 32V35L47 34L48 35V33H46ZM65 32H68V33H65ZM129 32V31H128ZM154 32H155V30H154ZM165 32V31H164ZM223 32V31H222ZM230 32V31H229ZM248 32V31H247ZM34 33H36L35 31H34ZM42 33V32H41ZM126 33V32H125ZM140 33V32H139ZM156 33V32H155ZM159 33V32H158ZM169 33V32H168ZM201 33V32H200ZM203 33V32H202ZM220 33V32H219ZM233 33V32H232ZM240 33V32H239ZM263 33V32H262ZM11 34V33H10ZM24 34V33H23ZM22 34V35H23ZM33 34V33H32ZM137 34V33H136ZM162 34H164V33H162ZM204 34V33H203ZM202 34V35H203ZM8 35H9V33H8ZM14 37H18L19 35L17 34V36H16V32L14 31ZM20 35H21V33H20ZM21 35V36H22ZM38 35V34H37ZM154 35V34H153ZM243 35V34H242ZM1 36H2V34H1ZM4 36V35H3ZM2 36V37H3ZM5 36H7V35H5ZM5 36H4V40L6 39L5 38ZM32 36V38H35V37H37V36H35V34H33V35H31ZM33 36H35V37H33ZM49 36H51V35H49ZM75 36H78V37H75ZM172 36V35H171ZM229 36V35H228ZM227 36V37H228ZM20 37V36H19ZM25 37V39H26V35L24 36ZM28 37V36H27ZM40 38H41V36H39ZM52 37V36H51ZM133 37V36H132ZM143 37V36H142ZM218 37V36H217ZM226 37V38H227ZM230 37V36H229ZM1 38V37H0ZM11 39H12V36L10 37ZM29 38H31V37H29ZM32 38H31V40H32ZM44 38V37H43ZM49 38V37H48ZM76 38V39H75ZM77 38H79L80 40H81V43H80V46L78 45L79 43L78 42H80V41H77V43H76V41H75V44H77V45H75L74 43H73V40H77ZM151 38V37H150ZM156 38H157V36H156ZM162 38V37H161ZM164 38V37H163ZM238 38V37H237ZM250 38V37H249ZM264 38V37H263ZM7 39H8V37H7ZM10 39V40H11ZM19 39V38H18ZM49 39H51V38H49ZM147 39V38H146ZM215 39V38H214ZM220 39H221V37H220ZM219 39V40H220ZM2 40H3V38H2ZM2 40H1V42H2ZM3 40V42L5 43L6 41H4ZM14 40H16V39H14ZM14 40H11L12 41V43L14 44L15 42H14ZM20 40H22V39H20ZM37 40V39H36ZM40 40V39H39ZM42 40V39H41ZM138 40V39H137ZM152 40V39H151ZM160 40V39H159ZM212 40V39H211ZM216 40V39H215ZM214 40V41H215ZM10 41V42H11ZM27 41H28V39H27ZM55 41V40H54ZM145 41V40H144ZM262 40L260 39V42H261ZM2 42V43H3ZM7 42H8V40H7ZM9 42V43H10ZM18 42V41H17ZM21 42V41H20ZM38 42V41H37ZM44 42H45V40H44ZM47 42V41H46ZM53 42V41H52ZM134 42V41H133ZM200 42H201V40H200ZM227 42V41H226ZM225 42V43H226ZM2 43H0V52H1V48H3V47H1V44ZM8 43V44H9ZM12 43L11 44H9V47H10V45H12ZM22 43V42H21ZM23 43L25 44L26 43V41L24 42L23 41ZM51 43V42H50ZM50 43L48 42L47 44H49L50 45ZM54 43V42H53ZM132 43V42H131ZM150 43H151V41H150ZM154 43V42H153ZM157 43V42H156ZM204 43V42H203ZM262 43V42H261ZM30 44V43H29ZM56 44V43H55ZM65 44V45H66ZM74 44V45H73ZM129 44V45H128ZM142 44V43H141ZM149 44V43H148ZM222 44V43H221ZM245 44H246V42H245ZM258 44V43H257ZM16 45V44H15ZM20 45V44H19ZM18 45V46H19ZM26 45V44H25ZM25 45H24V49L22 48H20V50H24V54L21 52V54L20 53H16L15 54V57L11 60V61H9V63H8V66H9V68L10 69H13V68H16V69H18L20 72H22L24 75H26V77H24L22 80H23V82H21V81H19V82H17V84H16V87L18 88V91L20 92V94L22 95V94H24V95H26V98L28 97V99L30 100L31 98L32 99H35L36 101H38V102H42L43 103V97H44V94H45V96H46V98H49V97H51V99H49L50 100V102H51V104L50 105H52V107H51V109L53 110L54 108L53 107H55V106H59L58 108H55L53 111L54 112H56L55 114H58V117H60V116H62V118L64 119L65 117H67L68 119H67V122L70 120L69 118H71V120H74V121H76V123L77 122H79L78 124H80V122H83L85 119H86V116L89 114H87L86 116H85V114L86 113H84V115L83 114H80L81 113V111L80 110H82V109H80L79 111H80V113H78L79 111H73V108L72 107H74V108H76V104H82L83 102H85L86 101V103H87V100H88V98L90 97V94H92L93 93V91H95V92H97L98 93V91H96L95 90V88H96V86L94 87H88V91H90L91 90V93L90 92H88L86 89H84V87H82V89H80V85L81 86H83L82 84H81V81H79L80 80V78H82L81 80H82V83H83V81H85V80H83L84 78L86 79L87 77H84L83 75H85V73H84V71L85 70H83L82 71V68L84 67L83 65H85V64H87V63H90L89 61L91 60L92 61V64L91 65H94L95 63H96V59H99L98 57H97V55H98V53L96 54L95 52V54H96V59L95 60H92L93 58H94V56H93V58L92 59H89V61L87 62V63H84L83 65H81V66H83L81 69H80V67L78 68L77 67V69L79 70V71H77L76 69L75 70H72V72L71 73H76V71L78 72V73H76V76H77V74H78V78H77V80H76V78H75V76H73L71 73H69V72H65V73H67V75L66 74H64V77H65V75H66V77L65 78H67L66 80H67V82L69 83H67L66 82V80H65V78H64V80H60V79H63V77H61L60 75L61 74H63V72H62V70L63 69H65V67L62 69H60L61 71L59 72V73H61V74H59V77H61L60 79L58 78V75H57V73H58V71L59 70H57L56 68V70H53V71H57L56 72V77H54V75L52 76L51 74V76H48V74L46 75V73H43L42 72V70H40V67H39V69H37V70H35L34 68H35V66L37 65H35V62H36V60L34 61V62H32L33 64H31V62L30 61H32L34 58H36L37 59V57H38V55L36 56V57H34L32 60H30L31 58L29 57H27L28 55H27V53L30 51H28V50H26V51H28V52H26L25 53ZM41 45V44H40ZM201 45V44H200ZM207 45H208V43H207ZM227 45V44H226ZM226 45H224V46H226ZM261 45V44H260ZM3 46H4V44H3ZM14 46V45H13ZM17 46V45H16ZM18 46L15 48V49H18V51H19V48H18ZM22 46H23V44H22ZM27 46V45H26ZM52 46V45H51ZM50 46V47H51ZM54 46V45H53ZM149 46V45H148ZM162 46V45H161ZM229 46H230V44H229ZM261 46H263V45H261ZM6 47H8V46H6ZM44 47V46H43ZM64 47V46H63ZM131 47V46H130ZM150 47V46H149ZM206 47V46H205ZM241 47V46H240ZM255 47V46H254ZM27 48V47H26ZM32 48H33V46H32ZM46 48V47H45ZM56 48H57V45H56ZM68 48V47H67ZM212 48V47H211ZM218 48V47H217ZM5 49V48H4ZM9 49V48H8ZM7 49V50H8ZM31 49V48H30ZM52 49V48H51ZM71 49V50H72ZM88 49H90V50H88ZM99 49V50H98ZM152 49V48H151ZM156 49V48H155ZM212 49H214V48H212ZM229 49V48H228ZM238 49V48H237ZM6 50V51H7ZM10 50V49H9ZM33 50V49H32ZM37 50H39V49H37ZM55 50V49H54ZM60 50H61V48H60ZM59 50V48H57V50H55V51H60ZM82 50H84V52H81ZM85 50H88L87 52L85 51ZM104 50V51H105ZM126 50V51H125ZM244 50H245V48H244ZM17 51V52H18ZM40 51V50H39ZM38 51V52H39ZM48 51H50V50H48ZM67 51V50H66ZM66 51H64L63 50V48H62V56H65V52ZM96 51V52H97ZM124 51V52H123ZM139 51V50H138ZM157 51V50H156ZM216 51V50H215ZM251 51V50H250ZM5 52V51H4ZM9 52H12V51H9ZM37 52V51H36ZM69 51H67V53H68ZM133 52V51H132ZM212 52V51H211ZM222 52H224V51H222ZM238 52H239V50H238ZM246 52V51H245ZM7 53V52H6ZM31 53V52H30ZM58 53V52H57ZM67 53H66V55H67ZM69 53H71V52H69ZM89 53V52H88ZM91 53H93V52H91ZM90 53V54H91ZM209 53V52H208ZM218 53V52H217ZM251 53V52H250ZM262 53V52H261ZM1 54H3L2 52H1ZM0 54V55H1ZM27 56H26V55ZM34 54V53H33ZM33 54H32V56H33ZM36 54V53H35ZM51 54V53H50ZM52 54H53V52H52ZM56 52H54V56L56 57ZM59 54H61V53H59ZM64 54V55H63ZM137 54V53H136ZM164 54V53H163ZM206 54V53H205ZM236 54V53H235ZM5 55V54H4ZM9 55V54H8ZM11 55H14V54H11ZM49 55V54H48ZM70 54H68L67 56H69ZM124 55H126V54H124ZM140 55V54H139ZM147 55V54H146ZM157 55V54H156ZM213 54H211V56H212ZM247 55V54H246ZM30 56V55H29ZM35 56V55H34ZM53 56V57H54ZM58 56V55H57ZM72 56V55H71ZM74 56V55H73ZM73 56L71 57V58H73ZM78 56V55H77ZM76 56V57H77ZM87 56H91V55H87ZM102 56V55H101ZM166 56V55H165ZM210 56V57H211ZM220 56V55H219ZM233 56V55H232ZM231 56V57H232ZM4 56H2V58H3ZM6 57V56H5ZM43 57V56H42ZM55 57H54V59H55ZM59 57V56H58ZM80 57V56H79ZM92 57V56H91ZM134 57V56H133ZM149 57H150V55H149ZM157 56H152L151 57V63H153V69H158L159 70V68H158V62H157V60L156 59H158V58H156ZM228 57V56H227ZM237 57V56H236ZM1 58V60H3ZM27 58L29 59V60H27ZM48 58V57H47ZM57 58V57H56ZM60 58H61V56H60ZM65 58H67V57H65ZM102 58V57H101ZM107 58V57H106ZM125 59H124V62H125V65L124 66H127L131 71H132V69H134L133 71H136V72H138L137 70H135L136 68H135V66H137V65H135V63L133 64V62L131 61V58L129 57V55L128 56H126V57H124ZM235 58V57H234ZM250 58V57H249ZM44 59V58H43ZM58 60H59V58H57ZM77 59V58H76ZM115 59V58H114ZM149 59V58H148ZM203 59V58H202ZM207 59H209V58H207ZM230 59V58H229ZM260 59V58H259ZM263 59V58H262ZM0 60V61H1ZM46 60V59H45ZM63 60V58H61V60H59V62L60 61H62ZM68 60V59H67ZM38 61V60H37ZM51 61V60H50ZM55 61V60H54ZM57 61V60H56ZM55 61V62H56ZM70 61H73L72 59H70ZM74 61H75V59H74ZM94 61H95V63H94ZM146 61H148V60H146ZM150 61V60H149ZM160 61V60H159ZM202 61V60H201ZM67 62V61H66ZM107 61H105V63H106ZM138 62V61H137ZM143 62V61H142ZM161 62H163V61H161ZM205 62V61H204ZM218 62V61H217ZM243 62V61H242ZM3 64L5 63V62H2ZM40 63V62H39ZM44 63H47V62H44ZM54 63V62H53ZM56 63H58V62H56ZM63 63V62H62ZM64 63H65V61H64ZM63 63V64H64ZM72 63V62H71ZM158 63V64H157ZM202 63V62H201ZM227 63V62H226ZM60 64V63H59ZM58 64V67L59 66H62V65H59ZM65 64H67V63H65ZM75 64H76V66H77V63L75 62ZM74 64V65H75ZM90 64H88L89 66H91ZM121 64V63H120ZM147 64V63H146ZM246 64V63H245ZM6 65V64H5ZM35 65V66H34ZM43 65V64H42ZM53 65V64H52ZM57 65V64H56ZM69 65V64H68ZM96 65V64H95ZM99 65V64H98ZM102 65V64H101ZM123 65V64H122ZM162 65V64H161ZM44 67H45V65H43ZM70 66H72V64H70ZM143 66V65H142ZM201 66V65H200ZM203 67V69H206L205 67V65H202ZM53 67H54V65H53ZM56 67V66H55ZM74 67V66H73ZM174 67V66H173ZM217 67V66H216ZM48 68V67H47ZM76 68V67H75ZM95 68V66L94 67H92V70L90 69V74L93 72V69ZM97 68V67H96ZM95 68V69H96ZM122 68H124L123 66H122ZM126 68V67H125ZM201 68V67H200ZM201 68V69H202ZM2 69H3V66H2ZM70 69V68H69ZM71 69H73V68H71ZM86 69V68H85ZM89 69V68H88ZM95 69H94V74H96V71H95ZM104 69V68H103ZM139 69V68H138ZM247 69V68H246ZM47 70V69H46ZM45 70V71H46ZM83 72L82 74V76L79 74V72H81V71ZM129 70V71H130ZM200 70V69H199ZM0 71L1 72H3V70H1L0 69ZM8 71V70H7ZM50 71V70H49ZM52 71V72H53ZM67 71H68V69H67ZM118 71V70H117ZM202 71V70H201ZM204 71V70H203ZM206 71V70H205ZM209 71H210V69H209ZM213 71V70H212ZM238 71V70H237ZM241 71V70H240ZM240 71H238V72H240ZM252 71V70H251ZM9 72V71H8ZM99 72V71H98ZM98 72H97V74H98ZM106 72H107V70H106ZM172 72V71H171ZM200 72V71H199ZM48 73H50V72H48ZM69 73V74H68ZM86 73H88V71L86 72ZM108 73V72H107ZM263 73V72H262ZM10 74V73H9ZM17 74V73H16ZM160 74V73H159ZM248 74V73H247ZM260 74V73H259ZM3 75V74H2ZM6 75V74H5ZM87 75V74H86ZM91 75H93V74H91ZM103 75V74H102ZM110 75V74H109ZM206 75H207V73H206ZM11 76V75H10ZM14 76V75H13ZM72 77V79L73 78H75L74 80H76L78 83V85H75V86H78V87H73L74 85H72L73 84V82L71 83V81H74V80H72L71 79V81L69 82V77ZM87 76H89V74L87 75ZM112 76V75H111ZM157 76V75H156ZM204 76V75H203ZM208 76V75H207ZM250 76V75H249ZM259 76V75H258ZM263 76V75H262ZM7 78H8V76H6ZM84 77V78H83ZM91 77V76H90ZM93 77V76H92ZM96 77V76H95ZM140 77V76H139ZM209 77V76H208ZM2 78V77H1ZM0 78V79H1ZM9 78H12V77H9ZM9 78H8V80H9ZM19 78V77H18ZM21 78V77H20ZM109 78V77H108ZM252 78V77H251ZM15 79H17V78H15ZM79 79V80H78ZM89 79V78H88ZM93 79V81H94V83H95V81H97V80H95L94 79V77L92 78ZM107 79V78H106ZM239 79V78H238ZM249 79V78H248ZM7 80V79H6ZM101 80V79H100ZM103 80V79H102ZM246 80V79H245ZM2 81V80H1ZM1 81H0V83H1ZM105 81V80H104ZM215 81V80H214ZM3 82V81H2ZM8 82H10V81H8ZM13 82V81H12ZM87 82V81H86ZM89 82H91L90 80H88V83ZM107 82H108V80H107ZM247 82V81H246ZM71 83V84H70ZM74 83H76V82H74ZM92 84H94L93 82H91ZM90 83V84H91ZM101 83H102V81H101ZM100 83V84H101ZM105 83V82H104ZM104 83H102V84H104ZM206 83V82H205ZM211 83V82H210ZM214 83V82H213ZM6 84H7V81H6ZM68 86H67V85ZM99 84V85H100ZM108 84V83H107ZM110 84V83H109ZM114 84V83H113ZM249 84H250V81H249ZM2 85V84H1ZM72 85V86H71ZM87 86H89L88 84H86ZM98 85V86H99ZM111 85H112V83H111ZM215 85V84H214ZM238 85V84H237ZM4 86H5V84H4ZM6 86H8V85H6ZM10 86V85H9ZM86 86V87H87ZM103 86V85H102ZM110 86V85H109ZM117 86V85H116ZM3 87V86H2ZM11 87V86H10ZM9 87V88H10ZM85 87V88H86ZM108 87V86H107ZM127 87V86H126ZM126 87H125V89H126ZM205 87V86H204ZM231 87V86H230ZM233 87V86H232ZM5 88V87H4ZM89 88H90V90H89ZM114 88V87H113ZM218 88V87H217ZM8 89V88H7ZM12 89V87L10 88V90ZM85 90V92L86 93H84V91H82V90ZM97 89V88H96ZM103 89V88H102ZM123 89V88H122ZM122 89H117V91H116V96L119 98V101H122V99L126 102V104L127 103H130L131 105L133 104V103H137L138 104V102H134V100L135 99H133L132 98V94H131V90H130V92H128V91H126V90H122ZM138 89V88H137ZM9 90V89H8ZM93 90V91H92ZM98 90V89H97ZM115 90V89H114ZM134 90V89H133ZM202 90V92L201 93H205V92H203V90L204 89H201ZM223 90V89H222ZM14 91V90H13ZM13 91H12V93H13ZM206 91V90H205ZM229 91V90H228ZM240 91V90H239ZM87 92L89 93L88 95H89V97L87 96ZM94 92V93H95ZM133 92V91H132ZM177 92V91H176ZM15 93V92H14ZM28 93H30V97H29V95H28ZM148 93V92H147ZM209 93V92H208ZM207 93V94H208ZM48 94H49V97H48ZM96 94V93H95ZM100 94V93H99ZM225 94V93H224ZM11 95V94H10ZM14 95V94H13ZM23 95V96H24ZM94 94H92L91 96L92 97H94V98H96V97H98L97 96V94H96V96L94 95ZM210 95V94H209ZM222 95V94H221ZM100 96V95H99ZM216 96V95H215ZM219 96V95H218ZM220 97V96H219ZM243 97V96H242ZM45 98V97H44ZM116 98V97H115ZM212 98V97H211ZM214 98V97H213ZM216 98V97H215ZM262 98V97H261ZM27 99V100H28ZM90 99V98H89ZM92 99V98H91ZM90 99V100H91ZM121 99V100H120ZM137 99V98H136ZM28 100V101H29ZM46 100V99H45ZM48 100V101H49ZM90 100H89V102H90ZM94 100H96V99H94ZM94 100H91V102H93L92 104H95L94 103ZM98 100V99H97ZM97 100H96V103H97ZM117 100V99H116ZM138 100V99H137ZM190 100V99H189ZM214 100V99H213ZM35 101V102H36ZM101 101V100H100ZM118 101V100H117ZM136 101V100H135ZM238 101V100H237ZM236 101V102H237ZM29 102H31V100L29 101ZM46 102V101H45ZM82 102V103H81ZM102 102V101H101ZM125 102H124V104H125ZM215 102V101H214ZM254 102V101H253ZM100 103V102H99ZM98 103V104H99ZM141 103V102H140ZM152 103V102H151ZM238 103V102H237ZM39 104V103H38ZM41 104V103H40ZM85 104V103H84ZM84 104H82V105H84ZM91 104V103H90ZM104 104V103H103ZM144 104V103H143ZM211 105H213V103L211 102L210 103ZM43 105V104H42ZM87 105V104H86ZM89 105V104H88ZM96 105V104H95ZM139 105V104H138ZM141 105V104H140ZM149 105V104H148ZM235 105V104H234ZM94 106V105H93ZM103 106V105H102ZM114 106V105H113ZM134 106H135V104H134ZM160 106V105H159ZM219 106V105H218ZM39 107V106H38ZM49 107V106H48ZM82 107V106H81ZM97 107V106H96ZM95 107V108H96ZM143 107H145V106H143ZM147 107V106H146ZM150 107V106H149ZM50 108V107H49ZM94 108V109H95ZM111 108V107H110ZM219 108V107H218ZM76 109H78V108H76ZM90 109V108H89ZM142 109V108H141ZM241 109V108H240ZM250 109V108H249ZM17 110V109H16ZM84 110V109H83ZM114 110H116V109H114ZM87 111V110H86ZM183 111H185V110H183ZM260 111V110H259ZM41 112V111H40ZM77 112V113H76ZM92 112V111H91ZM142 112V111H141ZM116 113V112H115ZM176 113V112H175ZM174 113V114H175ZM187 113V112H186ZM54 114V113H53ZM104 114H106V113H104ZM173 114V113H172ZM239 114V113H238ZM52 115V114H51ZM98 115V114H97ZM102 115H103V113H102ZM126 115V114H125ZM44 116V115H43ZM64 116V117H63ZM104 116V115H103ZM18 117H19V115H18ZM25 117V116H24ZM26 117L28 118V116L26 115ZM26 117H25V119H26ZM52 117H53V115H52ZM135 117V116H134ZM189 117V116H188ZM226 117V116H225ZM0 118H2V117H0ZM57 118V117H56ZM85 118V119H84ZM87 118H89L88 116H87ZM91 118V117H90ZM96 118V117H95ZM99 118V117H98ZM105 118V117H104ZM126 118H127V116H126ZM130 118V117H129ZM223 118V117H222ZM33 119V118H32ZM31 119V120H32ZM51 119V118H50ZM59 119V118H58ZM60 119H61V117H60ZM59 119V120H60ZM63 119H61L62 121H63V123H64V120ZM99 119H101V117L99 118ZM2 120V119H1ZM22 120H23V117H22ZM34 120V119H33ZM37 119H35V121H36ZM71 120H70V122H71ZM88 120V119H87ZM90 120H93V119H90ZM97 120V119H96ZM96 120H94V122L96 121ZM107 120H109V119H107ZM113 120V119H112ZM145 120V119H144ZM3 122H6V123H8L7 121H5V119L4 120H2ZM1 121V122H2ZM26 121V120H25ZM38 121V120H37ZM40 121V120H39ZM44 121V120H43ZM74 121H72L73 123H74ZM106 121V120H105ZM116 121V120H115ZM2 122V123H3ZM27 122V121H26ZM34 122V121H33ZM86 122V121H85ZM93 121H91V123H92ZM98 122V121H97ZM97 122H95V123H97ZM126 122V121H125ZM138 122V121H137ZM136 122V123H137ZM6 123H4V124H6ZM13 123V122H12ZM36 123V122H35ZM42 123V122H41ZM48 123V122H47ZM62 123V124H63ZM87 123V122H86ZM85 123V124H86ZM182 123V122H181ZM204 123H206L205 121H204ZM3 124V125H4ZM15 124H18L17 122L15 123ZM15 124H12V126L13 125H15ZM19 124H20V120H19ZM24 124V123H23ZM22 124V125H23ZM27 124V123H26ZM29 124H31L30 122H29ZM49 124V123H48ZM72 124V123H71ZM78 124H76V125H78ZM93 124V123H92ZM98 124H101V123H98ZM97 124V125H98ZM105 124V123H104ZM132 124V123H131ZM167 124V123H166ZM2 124H0V126H1ZM2 125V126H3ZM11 124H9V126H10ZM25 125V124H24ZM23 125V126H24ZM34 125V124H33ZM52 125V124H51ZM57 125V124H56ZM59 125V124H58ZM64 125V124H63ZM74 125V124H73ZM91 125V124H90ZM112 125V124H111ZM137 125V124H136ZM175 125H176V123H175ZM206 125V124H205ZM1 126V127H2ZM7 126V125H6ZM8 126V127H9ZM38 126V125H37ZM49 126V125H48ZM64 126H67V125H64ZM69 126V125H68ZM84 126V123H83V125H82V127ZM93 126V125H92ZM95 126V125H94ZM101 126V125H100ZM99 126V127H100ZM131 126V125H130ZM176 126H178V125H176ZM180 126V125H179ZM229 126V125H228ZM5 127V126H4ZM14 127V126H13ZM27 127V126H26ZM25 127V128H26ZM34 127V126H33ZM77 127H79V126H77ZM88 127V126H87ZM105 127V126H104ZM114 127V126H113ZM116 127V126H115ZM226 127V126H225ZM3 128V127H2ZM16 128V127H15ZM18 129H19V127H17ZM32 128V127H31ZM30 128V129H31ZM85 128V127H84ZM83 128V129H84ZM101 128V127H100ZM99 128V129H100ZM138 128V127H137ZM142 128V127H141ZM176 128V127H175ZM180 129H181V127H179ZM8 129H10V127L8 128ZM12 129V128H11ZM11 129H10V131H11ZM29 129V128H28ZM30 129H29V131H30ZM33 129V128H32ZM60 129V128H59ZM67 129H68V127H67ZM81 129V128H80ZM86 129V128H85ZM95 129H97V128H95ZM112 129V128H111ZM183 129V128H182ZM206 129V128H205ZM3 130H5V129H3ZM12 130H14V129H12ZM17 130V129H16ZM53 130V129H52ZM71 130V129H70ZM69 130V131H70ZM76 130V129H75ZM74 130V131H75ZM122 130V129H121ZM125 130V129H124ZM135 130V129H134ZM177 130V129H176ZM184 130V129H183ZM190 130V129H189ZM204 130V129H203ZM6 131H7V128H6ZM9 131V130H8ZM7 131V132H8ZM35 131V130H34ZM41 131V130H40ZM72 131H73V129H72ZM81 131H83V130H81ZM93 131H94V129H93ZM3 132V131H2ZM19 132H20V129H19ZM57 132V131H56ZM78 132V131H77ZM175 132H177V131H175ZM182 132V131H181ZM189 132V131H188ZM11 133V132H10ZM15 133V132H14ZM14 133H12V134H14ZM18 133V132H17ZM69 132H67V134H68ZM72 133V132H71ZM90 133V132H89ZM133 133V132H132ZM191 133V132H190ZM10 135V137L11 136H14V135ZM20 134V133H19ZM53 134V133H52ZM78 135H79V132L77 133ZM91 134V133H90ZM136 134V133H135ZM184 134V133H183ZM187 134H189V133H187ZM195 134V136H196V133H194ZM23 135V134H22ZM61 135V134H60ZM65 135H66V133H65ZM74 135V134H73ZM78 135L76 136V137H78ZM81 135H83V132H82V134ZM87 135V134H86ZM93 135V134H92ZM98 135V134H97ZM123 135V134H122ZM139 135V134H138ZM143 135V134H142ZM190 135V134H189ZM9 136V135H8ZM7 136V137H8ZM25 136V135H24ZM28 136V135H27ZM34 136V135H33ZM32 136V137H33ZM54 136V135H53ZM58 136V135H57ZM56 136V137H57ZM62 136H64V135H62ZM15 137H16V135H15ZM15 137H13V138H15ZM18 137H19V135H18ZM23 137V136H22ZM29 137H30V135H29ZM40 137V136H39ZM69 137V136H68ZM82 137V136H81ZM94 137H96V136H94ZM123 137V136H122ZM149 137V136H148ZM201 137V136H200ZM6 138V137H5ZM5 138H2V140H4ZM9 138V137H8ZM7 138V139H8ZM12 138V139H13ZM24 138V137H23ZM43 138V137H42ZM47 138V137H46ZM74 138V137H73ZM125 138V137H124ZM143 138V137H142ZM145 138V137H144ZM10 139V138H9ZM8 139V140H9ZM11 139V140H12ZM18 139L19 138H17V140H16V143H15V145H16V147L18 146L17 144V141H18ZM35 139V138H34ZM50 139V138H49ZM56 139V138H55ZM55 139H53L54 140V142H55ZM57 139H58V137H57ZM76 139V138H75ZM86 139V138H85ZM87 139H88V137H87ZM262 139V138H261ZM264 139V138H263ZM8 140H7V142H8ZM11 140H9V141H11ZM28 139H26V141H27ZM33 140V139H32ZM47 140V139H46ZM65 140V139H64ZM67 140V139H66ZM77 140H78V138H77ZM76 140V141H77ZM98 140V139H97ZM96 140V141H97ZM100 140V139H99ZM108 140V139H107ZM112 140V139H111ZM124 140V139H123ZM138 140V139H137ZM136 140V141H137ZM191 139H189V141H190ZM251 140V139H250ZM43 141H44V139H43ZM62 141V140H61ZM68 141V140H67ZM70 141H72V140H70ZM70 141H69V143H70ZM109 141V140H108ZM129 141H131V140H129ZM128 141V142H129ZM152 141V140H151ZM205 141V140H204ZM249 141V140H248ZM5 142V141H4ZM12 142V141H11ZM23 142V141H22ZM32 142V141H31ZM48 142V141H47ZM46 142V143H47ZM78 142V141H77ZM79 142H80V140H79ZM91 142V141H90ZM89 142V143H90ZM112 142V141H111ZM122 142V141H121ZM160 142H162V141H160ZM177 142V141H176ZM193 142V141H192ZM13 143V145H14V141L12 142ZM25 143V142H24ZM23 143V144H24ZM50 143V142H49ZM53 143V142H52ZM59 143V142H58ZM65 143V142H64ZM94 143H96V142H94ZM98 143V142H97ZM101 143V142H100ZM156 143V142H155ZM213 143V142H212ZM3 144V143H2ZM11 144V143H10ZM20 144H22V143H20ZM42 144V143H41ZM67 144V143H66ZM83 144H85V143H83ZM109 144V143H108ZM111 144V143H110ZM113 144V143H112ZM133 144V143H132ZM148 144V143H147ZM70 145H71V143H70ZM107 145V144H106ZM124 145H125V143H124ZM130 145H131V143H130ZM130 145L128 146V147H130ZM140 145V144H139ZM146 145V144H145ZM151 145V144H150ZM168 145V144H167ZM7 146V145H6ZM10 146V145H9ZM8 146V147H9ZM22 146V145H21ZM20 146V147H21ZM29 146V145H28ZM58 146V145H57ZM72 146V145H71ZM70 146V147H71ZM84 146H87L86 144L84 145ZM90 146V145H89ZM94 146V145H93ZM97 146V145H96ZM96 146H95V148L94 149H96ZM181 146V145H180ZM253 146V145H252ZM19 147V148H20ZM40 147V146H39ZM79 147V146H78ZM91 147V146H90ZM110 147V146H109ZM112 147V146H111ZM116 147V146H115ZM145 147V146H144ZM149 147V146H148ZM195 147V146H194ZM26 148V147H25ZM32 148H33V146H32ZM42 148V147H41ZM101 148V147H100ZM99 148V149H100ZM103 148V147H102ZM117 148V147H116ZM124 148V147H123ZM131 148V147H130ZM177 148H179V147H177ZM183 148V147H182ZM1 149H2V146H1ZM0 149V150H1ZM7 149V148H6ZM5 149V150H6ZM28 149H29V147H28ZM36 149V148H35ZM55 149V148H54ZM61 149V148H60ZM59 149V150H60ZM109 149V148H108ZM127 149H129V148H127ZM170 149V148H169ZM226 149V148H225ZM249 149H250V147H249ZM4 150V149H3ZM20 150V149H19ZM49 150V149H48ZM53 150V149H52ZM51 150V151H52ZM56 150V149H55ZM58 150V151H59ZM62 150V149H61ZM69 150H71L70 148H69ZM106 150V149H105ZM115 150V149H114ZM136 150V149H135ZM248 150V149H247ZM10 151V150H9ZM36 151V150H35ZM41 151V150H40ZM73 151H75V150H73ZM91 151V150H90ZM125 151V150H124ZM150 151V150H149ZM158 151V150H157ZM168 151V150H167ZM187 151V150H186ZM5 152H7V150L5 151ZM15 152V151H14ZM31 152V151H30ZM80 152V151H79ZM84 152H85V150H84ZM92 152V151H91ZM110 152H112V150L110 151ZM171 152V151H170ZM1 153V152H0ZM25 153H26V151H25ZM42 153V152H41ZM78 153V152H77ZM94 153H96V150H95V152H93V154L92 155H94ZM143 153H144V151H143ZM155 153H156V151H155ZM160 153V152H159ZM174 153V152H173ZM202 153V152H201ZM207 153V152H206ZM15 154H17V153H15ZM86 154V153H85ZM105 153L103 152V154L102 155H104ZM108 154V153H107ZM106 154V155H107ZM158 154V153H157ZM166 154V153H165ZM183 154V153H182ZM191 154H193V153H191ZM4 155V154H3ZM5 155H6V153H5ZM26 155H27V153H26ZM30 155V154H29ZM35 155V154H34ZM49 155H50V153H49ZM52 155H53V153H52ZM59 155V154H58ZM78 155V154H77ZM111 155V154H110ZM178 155V154H177ZM181 155V154H180ZM200 155V154H199ZM216 155V154H215ZM42 156V155H41ZM89 156V155H88ZM91 156V155H90ZM105 156V155H104ZM147 156V155H146ZM148 156H149V154H148ZM167 156V155H166ZM172 156V155H171ZM13 157V156H12ZM17 157V156H16ZM59 157V156H58ZM99 157V156H98ZM107 157V156H106ZM112 158H113V155L111 156ZM110 157V158H111ZM143 157V156H142ZM41 158V157H40ZM46 158V157H45ZM108 158H109V155H108ZM147 158V157H146ZM149 158H150V156H149ZM175 158V157H174ZM16 159H18V158H16ZM24 159V158H23ZM30 159H32V157L30 158ZM44 159V158H43ZM203 159V158H202ZM239 159V158H238ZM2 160V159H1ZM51 160H52V158H51ZM87 160V159H86ZM89 160H92V159H90L89 158ZM242 160V159H241ZM7 161V160H6ZM9 161V160H8ZM15 160H13V162H14ZM18 161V160H17ZM16 161V162H17ZM67 161V160H66ZM95 161H96V159H95ZM108 161V160H107ZM127 161V160H126ZM152 161V160H151ZM193 161V160H192ZM191 161V162H192ZM228 161H230V160H228ZM18 162H20V161H18ZM25 162V161H24ZM49 162V161H48ZM76 162H78V161H76ZM85 162H87V161H85ZM91 162V161H90ZM101 162V161H100ZM141 162V161H140ZM197 162V161H196ZM199 162V161H198ZM206 162V161H205ZM204 162V163H205ZM38 163V162H37ZM42 163V162H41ZM47 163V162H46ZM114 163V162H113ZM130 163V162H129ZM132 163V162H131ZM148 163V162H147ZM165 163V162H164ZM1 165H2V161H1V163H0ZM9 164H11V163H9ZM15 164V163H14ZM22 164V163H21ZM45 164V163H44ZM67 164V163H66ZM90 164H92V163H90ZM109 164V163H108ZM167 164V163H166ZM170 164V163H169ZM244 164L245 165H247V167L249 168V169H251V171L254 173V174H256V173H259V174H261L262 173V171L264 172V142L262 141H259V142H257L256 143V145L253 147V149H251L250 151H249V153H248V155H247V157L244 159ZM17 165H19V164H17ZM36 165V164H35ZM82 165H84V164H82ZM93 165H95V164H93ZM113 165V164H112ZM111 165V166H112ZM132 165V164H131ZM175 165V164H174ZM8 166V165H7ZM43 166V165H42ZM46 166V165H45ZM63 166V165H62ZM61 166V167H62ZM72 166H73V163H72ZM71 166V167H72ZM77 166V165H76ZM79 166V165H78ZM89 166V165H88ZM88 166H86L85 165V167H88ZM91 166V165H90ZM136 166V165H135ZM217 166V165H216ZM237 166H238V164H237ZM15 167H16V165H15ZM40 167V166H39ZM38 167V168H39ZM57 167V166H56ZM84 167V166H83ZM82 167V168H83ZM95 167V166H94ZM113 167V166H112ZM130 167V166H129ZM167 167V166H166ZM246 167V168H247ZM10 168V167H9ZM17 168V167H16ZM26 168V167H25ZM41 168V167H40ZM48 168V167H47ZM60 168V167H59ZM67 168V167H66ZM79 168H81V167H79ZM111 168V167H110ZM114 168V167H113ZM118 168V167H117ZM116 168V169H117ZM181 168V167H180ZM200 168V167H199ZM224 168V167H223ZM8 169V168H7ZM27 169V168H26ZM54 169V168H53ZM76 169V168H75ZM98 169V168H97ZM178 169V168H177ZM216 169V168H215ZM30 170V169H29ZM42 170V169H41ZM61 170V169H60ZM77 170V169H76ZM86 170V169H85ZM90 170V169H89ZM92 170V169H91ZM118 170V169H117ZM121 170V169H120ZM129 170V169H128ZM151 170H153V169H151ZM155 170V169H154ZM158 170V169H157ZM227 170V169H226ZM5 171V170H4ZM7 171V170H6ZM20 171V170H19ZM64 171V170H63ZM66 171H67V169H66ZM71 171H73L72 169H71ZM75 171V170H74ZM73 171V172H74ZM84 171V170H83ZM115 171V170H114ZM113 171V172H114ZM119 171V170H118ZM124 171H126V170H124ZM144 171V170H143ZM171 171H173V170H171ZM214 171V170H213ZM1 172V171H0ZM27 172V171H26ZM45 172V171H44ZM58 172V171H57ZM107 172V171H106ZM110 172H112L111 170H110ZM121 172V171H120ZM169 172V171H168ZM67 173V172H66ZM70 173V172H69ZM69 173H67L68 175H67V177L64 175V177H66L67 178V180L69 179L68 178V176L70 177V176H74V177H70V180L69 181H67L68 182V184L70 183H72L73 181H71L72 180V178H77V177H75V175H77V174H69ZM79 173V172H78ZM117 173V172H116ZM144 173H146V172H144ZM155 173H156V171H155ZM163 173V172H162ZM180 173V172H179ZM216 173V172H215ZM237 173V172H236ZM9 174V173H8ZM29 174V173H28ZM49 173H46V174H43L41 177V180H42V185L44 186V188H45V190H42V189H39V196L35 193V195L36 196H38L37 197V202L39 203V204H41L42 206H45V205H47V204H49V203H51V201L52 202H55V201H53V200H55L56 198L58 199L59 198V196H63L64 194H63V192H61L62 190L64 191H66V190H68V191H66V192H68V194H66V196H71L70 194H69V192H71V190L69 191V189H66V187L67 186H64L63 187V189H62V186H58L59 185V183L60 184H62V185H64V184H66V183H64L65 181H66V178H65V180H63L61 177H63V175L61 174V172H60V174L59 175H56V174H54V175H56V178H58L59 177V181L60 182H57L58 180H56L55 178H54V180H52V178L54 177V175L53 174H51V176H52V178H51V176L50 175H48ZM63 174H65V173H63ZM88 174V173H87ZM111 174V173H110ZM109 174V175H110ZM114 174V176H116L115 175V173H113ZM134 174H135V172H134ZM221 174H222V172H221ZM238 174V173H237ZM62 175V176H61ZM91 175V174H90ZM109 175H107L108 177H109ZM126 175V174H125ZM143 175V174H142ZM167 175V174H166ZM177 175V174H176ZM181 175V174H180ZM184 175V174H183ZM188 175V174H187ZM216 175V174H215ZM218 175V174H217ZM224 175V174H223ZM61 176V177H60ZM95 176V175H94ZM99 176V175H98ZM102 176V175H101ZM111 176L112 177H114L112 174H111ZM109 177V178H112V177ZM121 176V175H120ZM144 176V175H143ZM193 176V175H192ZM210 176V175H209ZM208 176V177H209ZM239 176V175H238ZM248 176V175H247ZM23 177V176H22ZM123 177V176H122ZM156 177V176H155ZM166 177V176H165ZM173 176H171L170 178H172ZM181 177V176H180ZM182 177H184V176H182ZM211 177H213L212 175H211ZM31 178V177H30ZM99 178V177H98ZM143 178V177H142ZM148 178V177H147ZM185 178H187V177H185ZM207 178V177H206ZM229 178V177H228ZM255 178V177H254ZM26 179V178H25ZM62 179V180H61ZM113 179V178H112ZM136 179V178H135ZM139 179V178H138ZM151 179H153V178H151ZM190 179V178H189ZM188 179V180H189ZM192 179V178H191ZM203 179H205V178H203ZM220 179V178H219ZM6 180V179H5ZM74 180V179H73ZM76 180V179H75ZM74 180V181H75ZM105 180H107V179H105ZM158 180V179H157ZM167 180V179H166ZM183 180V179H182ZM222 180V179H221ZM1 181V180H0ZM31 181V180H30ZM54 181H56L57 182V184H55L54 183ZM71 181V182H70ZM82 181V180H81ZM117 181V180H116ZM137 181V180H136ZM174 181V180H173ZM199 181V180H198ZM205 181V180H204ZM212 181V180H211ZM214 181V180H213ZM212 181V182H213ZM254 181V180H253ZM129 182V181H128ZM168 181H166V183H167ZM172 182V181H171ZM196 182V181H195ZM218 182H220V181H218ZM28 183H30V182H28ZM137 183V182H136ZM140 183V182H139ZM148 183H150V182H148ZM177 183V182H176ZM181 183V182H180ZM200 183V182H199ZM207 183V182H206ZM222 182H220V184H221ZM224 183V182H223ZM67 184V185H68ZM68 185V187L67 188H70L69 186H71L72 184H74V183H72L71 185ZM94 184V183H93ZM98 184V183H97ZM117 184V183H116ZM131 184V183H130ZM146 184V183H145ZM157 184V183H156ZM187 184V183H186ZM212 184V187L210 188V191H208V188H209V186H205L206 187V190L208 191V195L210 194V192H211V196H213V198H216V200H217V196H220V198H222L221 196H225L226 194H228L229 193V195H230V193H231V195L230 196H236L237 197V199H238V197L240 196H242L243 197V195H242V192H241V194L239 193H234V191L232 192V190H231V192L230 191H228L227 189H226V186L225 185H223L222 184V186H220V184H216V181H215V184L214 183H211ZM241 184H242V182H241ZM84 185V184H83ZM109 185V184H108ZM124 185V184H123ZM122 185V186H123ZM150 185V184H149ZM176 185V184H175ZM207 185H209V184H207ZM234 185V184H233ZM240 185V184H239ZM42 186V187H43ZM138 186V185H137ZM178 186V185H177ZM196 186V185H195ZM201 186V185H200ZM223 186H225V188H223ZM110 187V186H109ZM136 187V186H135ZM139 187V186H138ZM145 187V186H144ZM175 187V186H174ZM37 188V187H36ZM158 188V187H157ZM163 188V187H162ZM194 188V187H193ZM197 188V187H196ZM228 188V187H227ZM249 188V187H248ZM62 189V190H61ZM77 189V188H76ZM93 189V188H92ZM126 189V188H125ZM134 189V188H133ZM188 189V188H187ZM243 189V188H242ZM242 189H240V191L242 190ZM247 189V188H246ZM261 189V188H260ZM35 190V189H34ZM103 190V189H102ZM145 190V189H144ZM170 190V189H169ZM182 190V189H181ZM200 190V189H199ZM238 190V189H237ZM36 191V190H35ZM121 191V190H120ZM203 191V190H202ZM201 191V192H202ZM239 191V190H238ZM243 191V190H242ZM244 191H245V189H244ZM250 191V190H249ZM249 191H245V193H243V194H245V196L244 197H246V193H247V197L249 196V198L251 197V195H253L251 198H254L255 196H254V194H251L250 193V195L248 194V192ZM37 192V191H36ZM61 192V194L59 195V196H57V194H59ZM76 192V191H75ZM253 192V191H252ZM256 192H258V191H256ZM120 193V192H119ZM118 193V194H119ZM200 193V192H199ZM204 193H205V191H204ZM204 193L202 194V193H200V194H202L201 195V197L202 196H204ZM71 194H73L71 197H73L75 194L72 192ZM89 194V193H88ZM102 194V193H101ZM106 194H108V193H106ZM129 194V193H128ZM156 194V193H155ZM206 194V193H205ZM213 194V195H212ZM77 195V194H76ZM87 195V194H86ZM109 195V194H108ZM207 195V196H208ZM217 195V196H216ZM228 195V196H229ZM57 196V197H56ZM66 196H64V198L66 197ZM88 196V195H87ZM173 196V195H172ZM210 196V195H209ZM214 196H216V197H214ZM259 196V195H258ZM257 196V197H258ZM263 196V195H262ZM262 196H260V197H262ZM60 197V198H61ZM71 197H69V198H71ZM126 197V196H125ZM139 197V196H138ZM146 197V196H145ZM158 197V196H157ZM199 197H200V195H199ZM200 197V198H201ZM242 197H241V199H242ZM247 197H246V199H247ZM74 198L76 199L77 198V196H74ZM88 198H89V196H88ZM168 198V197H167ZM205 198V197H204ZM210 198V197H209ZM212 198V199H213ZM225 198V197H224ZM248 198V199H249ZM251 198L249 199V200H251ZM57 199H56V202H57ZM83 199V198H82ZM85 199V198H84ZM171 199V198H170ZM218 199H219V197H218ZM232 199V198H231ZM236 198H234L233 200H235ZM241 199H239V201H242ZM245 199V200H246ZM262 199H263V197H262ZM59 200V199H58ZM71 200V199H70ZM73 200V199H72ZM79 200L81 201V199L79 198ZM79 200H78V203H79ZM90 200V199H89ZM88 199L87 200H85L86 202H88L89 201ZM106 200V199H105ZM149 200V199H148ZM175 200V199H174ZM198 200H200V199H198ZM209 200V199H208ZM211 200V199H210ZM209 200V201H210ZM215 200V199H214ZM214 200H213V202H214ZM257 201H258V198L256 199ZM255 199L253 200V201H256ZM66 201H67V199H66ZM97 201V200H96ZM129 201V200H128ZM167 201V200H166ZM186 201V200H185ZM195 201H197V200H195ZM208 201V202H209ZM220 201V200H219ZM222 202H223V200H221ZM225 201H226V199H225ZM228 201H229V197H228ZM236 201V200H235ZM235 201H232L233 203H235ZM238 201V200H237ZM263 201H264V199H263ZM55 202V203H56ZM58 202H60V200L58 201ZM57 202V203H58ZM73 202V201H72ZM81 202H83V201H81ZM90 202V201H89ZM101 202V201H100ZM106 202V201H105ZM126 202V201H125ZM153 202V201H152ZM175 202V201H174ZM173 202V203H174ZM230 203H231V200L229 201ZM248 202V201H247ZM251 202H252V200H251ZM262 202V201H261ZM33 203V202H32ZM35 203V202H34ZM56 203V204H57ZM66 203V202H65ZM70 203H71V201H70ZM70 203H68L67 205H69ZM78 203H77V201H76V204H77V206L76 207H78ZM128 203V202H127ZM146 203V202H145ZM144 203V204H145ZM160 203V202H159ZM162 203V202H161ZM166 203V202H165ZM191 203V202H190ZM196 203L197 202H195L194 204L196 205ZM201 203H202V201H201ZM212 203V202H211ZM216 202H214V203H212V204H215ZM224 203V202H223ZM227 203V201L225 202V204ZM232 203V204H233ZM38 204V205H39ZM53 204V203H52ZM63 204V203H62ZM73 204H74V202H73ZM90 204V203H89ZM95 204V203H94ZM104 204V203H103ZM129 204H130V202H129ZM134 204V203H133ZM169 204H170V202H169ZM169 204H167L166 206H164L163 204H160L161 206H158L157 208H155V209H157L158 210V212H159V216H160V214L162 215V216H165L166 217V215H168L169 216V214H170V210H169V208L170 207H168V205ZM193 204V203H192ZM199 204V203H198ZM197 204V205H198ZM211 204V205H212ZM217 204V203H216ZM219 204V203H218ZM228 205H229V203H227ZM231 204V205H232ZM261 204V203H260ZM55 205V204H54ZM54 205H52V206H54ZM65 205V204H64ZM82 205V203H80L79 204V206H81ZM146 205H148V204H146ZM158 205V204H157ZM187 205H189V204H187ZM196 205V206H197ZM200 205V204H199ZM203 205V204H202ZM250 205H251V203H250ZM34 206V205H33ZM37 206V205H36ZM51 206V205H50ZM95 207H96V205H94ZM126 206V205H125ZM155 206V205H154ZM220 206H221V204H220ZM225 206V205H224ZM243 206H245L244 204H243ZM257 206V205H256ZM11 207V206H10ZM29 207V206H28ZM68 207H70V206H68ZM88 207V206H87ZM99 207V206H98ZM142 207V206H141ZM143 207L144 208H142V211L140 212L139 210V212H140V216H142V217H139V218H144V219H149V218H151L152 217V213H153V210H155L154 208L152 209L151 208V206L150 207H145L144 205H143ZM178 207V206H177ZM185 207V206H184ZM191 207H192V205H191ZM190 207V208H191ZM194 207V206H193ZM198 207V206H197ZM212 207V206H211ZM252 207V206H251ZM36 208V207H35ZM48 208V207H47ZM52 208V207H51ZM55 208V207H54ZM72 209H73V207H71ZM81 208V207H80ZM168 208V209H167ZM175 208V207H174ZM220 208V207H219ZM218 208V209H219ZM224 208V207H223ZM222 208V209H223ZM225 208H226V206H225ZM232 208H233V206H232ZM253 208V207H252ZM3 209V208H2ZM6 209V208H5ZM38 209H39V207H38ZM92 209V208H91ZM90 209V210H91ZM98 209V208H97ZM99 209H100V207H99ZM98 209V210H99ZM186 209V208H185ZM184 209V210H185ZM216 209V208H215ZM221 209V208H220ZM263 209V208H262ZM49 210H50V207H49ZM52 210V209H51ZM77 210H78V208H77ZM89 210V209H88ZM108 210V209H107ZM205 210V209H204ZM229 210H230V208H229ZM42 212L44 211L43 209L41 210ZM41 211H39L40 213H42ZM55 211V210H54ZM76 211V210H75ZM101 211V210H100ZM151 211H152V213H151ZM172 211V210H171ZM174 211H175V209H174ZM236 211V210H235ZM6 212V211H5ZM49 212H51V211H49ZM169 212V213H168ZM221 212V211H220ZM16 213V212H15ZM39 213V214H40ZM105 213H107V212H105ZM117 213V212H116ZM216 213V212H215ZM226 213V212H225ZM254 213V212H253ZM43 214V213H42ZM75 214V213H74ZM102 214V213H101ZM108 214H110V215H108L107 217L108 218H112L113 216L111 215V212H109ZM172 214V213H171ZM171 214H170V216H171ZM188 214V213H187ZM212 214V213H211ZM222 214V213H221ZM221 214H219V215H221ZM249 214V213H248ZM115 215V214H114ZM179 215V214H178ZM204 215V214H203ZM227 215V214H226ZM250 215H252V214H250ZM260 215V214H259ZM3 216V215H2ZM43 216H45V215H43ZM50 216V215H49ZM75 216V215H74ZM79 216V215H78ZM87 216V215H86ZM91 216V215H90ZM137 216V215H136ZM172 216H174L173 214H172ZM171 216V217H172ZM207 216V215H206ZM206 216L203 218V217H201V218H203L204 220L206 219ZM211 216V215H210ZM210 216H208V217H210ZM242 216V215H241ZM247 216V215H246ZM253 216H256V218L254 217V218H252ZM252 217L250 216V218L251 219H257V217H259V216H257V214H256V211H255V213H254V215H253ZM26 217H28V216H26ZM33 217V216H32ZM46 217V216H45ZM81 217V216H80ZM121 217V216H120ZM126 217V216H125ZM137 217V218H138ZM154 217V216H153ZM176 217V216H175ZM224 217V216H223ZM10 218V217H9ZM9 218H7V219H9ZM16 218V217H15ZM18 218V217H17ZM16 218V219H17ZM23 218V217H22ZM78 218V217H77ZM93 218V217H92ZM118 218V217H117ZM183 218H184V216H183ZM248 218H249V216H248ZM260 218V217H259ZM261 218H264V217H261ZM260 218V219H261ZM4 219H5V217H4ZM48 219V218H47ZM70 219H72V218H70ZM79 219V218H78ZM82 219V218H81ZM90 219V218H89ZM107 219V218H106ZM113 219V218H112ZM154 219V218H153ZM164 219V218H163ZM174 219V218H173ZM211 219V218H210ZM260 219H258V220H260ZM41 220V219H40ZM100 220V219H99ZM110 220V219H109ZM108 220V221H109ZM124 219H122L121 220V222L123 221ZM129 220H130V218H129ZM128 219H127V221L128 222H130ZM138 219H136V221H137ZM142 220V219H141ZM179 220V219H178ZM207 220H209V218L207 219ZM219 220V219H218ZM7 221V220H6ZM24 221V220H23ZM35 221V220H34ZM39 221V220H38ZM75 221H77V219L75 220ZM80 221V220H79ZM82 221V220H81ZM92 221H94V220H92ZM91 221V222H92ZM96 221V220H95ZM94 221V222H95ZM98 221V220H97ZM97 221H96V223L95 224H97ZM104 221V220H103ZM107 221V222H108ZM111 221V220H110ZM114 221V220H113ZM116 221V220H115ZM134 221V220H133ZM132 221V222H133ZM136 221H135V223H136ZM201 221V220H200ZM211 221V220H210ZM249 221V220H248ZM262 221V220H261ZM17 222V221H16ZM45 222V221H44ZM48 222V221H47ZM46 222V223H47ZM100 222V221H99ZM106 222V223H107ZM124 222V221H123ZM203 222V221H202ZM222 222V221H221ZM224 222V221H223ZM36 223V222H35ZM39 223H41V222H39ZM53 223H55V222H53ZM109 223V222H108ZM111 223V222H110ZM109 223V224H110ZM134 223V222H133ZM171 223V222H170ZM245 223H246V221H245ZM10 224V223H9ZM42 224V223H41ZM48 224H49V222H48ZM59 224V223H58ZM58 224H56L57 225V227H59V225ZM63 224L65 225V223L63 222ZM62 224V225H63ZM72 224H74V222L72 223ZM79 224V223H78ZM105 224V223H104ZM111 224H113V223H111ZM110 224V225H111ZM129 225L131 224V223H128ZM127 224V225H128ZM165 224H167V223H165ZM179 224V223H178ZM250 224V223H249ZM261 224H262V222H261ZM263 224H264V222H263ZM262 224V225H263ZM8 225V224H7ZM11 225V224H10ZM46 225V224H45ZM63 225V226H64ZM68 225H70V230H73V229H71V223L69 224L68 223ZM94 225V224H93ZM97 225H99V224H97ZM101 225H103V223L101 224ZM109 225V226H110ZM119 225V224H118ZM121 225H123V227L121 226ZM121 225H119V226H121L120 228L122 229V230H124V227H125V229H128V226L126 225L125 226V224H121ZM132 225V224H131ZM137 225V224H136ZM230 225V224H229ZM19 226H21V225H19ZM18 226V227H19ZM53 226V225H52ZM76 226V225H75ZM74 226V227H75ZM80 226V225H79ZM112 226V225H111ZM115 226V225H114ZM113 226V227H114ZM198 226V225H197ZM222 226V225H221ZM227 226V225H226ZM264 226V225H263ZM11 227V226H10ZM9 227V228H10ZM47 227H49V226H47ZM54 227H55V225H54ZM56 227V228H57ZM87 227V226H86ZM101 227V226H100ZM132 227V226H131ZM131 227H129V228H131ZM134 227V226H133ZM254 227V226H253ZM6 228V227H5ZM28 228V227H27ZM53 228V227H52ZM51 228V229H52ZM55 228V229H56ZM65 228H67V226L65 225ZM73 228V227H72ZM78 229V227H75V229ZM80 228V227H79ZM103 228V227H102ZM108 228V227H107ZM115 228V227H114ZM113 228V229H114ZM117 228V227H116ZM198 228V227H197ZM196 228V229H197ZM224 228V227H223ZM227 228V227H226ZM14 229H16V228H14ZM60 230H61V228H59ZM89 229V228H88ZM121 229H119V231L121 230ZM190 229V228H189ZM13 230V229H12ZM22 230V229H21ZM58 230V229H57ZM78 230H80V229H78ZM82 230V229H81ZM97 230V229H96ZM100 230V229H99ZM103 230H104V228H103ZM102 230V231H103ZM112 230V229H111ZM115 230V229H114ZM244 230V229H243ZM248 230V229H247ZM68 231H69V229H68ZM68 231H64L65 232V234L68 232ZM73 231H75V230H73ZM72 231V232H73ZM84 231V230H83ZM95 231V230H94ZM127 231V230H126ZM130 231V230H129ZM128 231V232H129ZM206 231H207V229H206ZM249 231H250V229H249ZM248 231V232H249ZM9 232V231H8ZM13 232V231H12ZM42 232H44V231H42ZM46 232V231H45ZM50 233H51V231H49ZM57 232V231H56ZM62 232H63V230H62ZM71 232V231H70ZM71 232V236H72V240H71V238H70V242H71V244L68 242L69 240L67 239L66 241L70 244L69 245V247H71L72 246V248H71V250H74L75 252H80V253H82V254H84L86 257H88V258H90V262L88 263V260H87V258H86V260H87V262L86 263H83V264H135V263H137L136 262V260H138V258L137 257H139L140 259H141V257H140V255H141V253H142V249L141 248H143V246H141V247H139L140 249H138L137 247H135V246H137V245H135L134 246V242H133V239L131 238V237H133V234H132V236H130V235H127L126 236V240H127V242H128V248L126 249L127 250V252H126V256L123 254V255H120V256H125L123 259H122V261L121 260H119L120 258L119 257H117V256H119V255H116V253H114L115 251H113L114 250V247H113V249L111 250L110 248H109V246L107 247V245H105L108 249H110V250H107V248H105V246L104 247H102V248H100L101 247V243H102V241H101V243L99 244V245H97L96 247H94V246H91L90 244V247L88 248V243L86 244V242L85 243H82V239L81 238H84L83 236H80V234L77 232V233H75V232H73L72 233ZM86 232V231H85ZM89 232H90V230H89ZM105 232V231H104ZM108 231H106V233H107ZM186 232V231H185ZM256 232V231H255ZM14 233V232H13ZM16 233V232H15ZM31 233V232H30ZM76 234V235H73V234ZM81 233V232H80ZM82 233H84V232H82ZM87 233V232H86ZM113 233H114V231H113ZM117 233V232H116ZM124 233H126L125 231H124ZM135 233V232H134ZM153 233V232H152ZM188 233V232H187ZM200 233V232H199ZM202 233V232H201ZM246 233V232H245ZM9 234V233H8ZM29 234V233H28ZM52 234H56V233H54V232H52ZM51 234V235H52ZM77 234H79V237H77L78 235ZM105 234V233H104ZM110 234V233H109ZM112 234V233H111ZM162 234V233H161ZM172 234V233H171ZM170 234V235H171ZM232 234V233H231ZM250 234V233H249ZM51 235H49V236H51ZM58 235V234H57ZM56 235V236H57ZM60 235V234H59ZM64 235V234H63ZM67 235V234H66ZM97 235V234H96ZM102 235V234H101ZM119 235H121V234H119ZM118 235V236H119ZM198 235V234H197ZM19 236V235H18ZM41 236H42V234H41ZM45 236V235H44ZM55 235H52V237H54ZM68 236V235H67ZM73 236H75V237H73ZM103 236V235H102ZM112 236H113V234H112ZM111 236V237H112ZM241 236V235H240ZM253 236V235H252ZM32 237V236H31ZM34 237V236H33ZM36 237V236H35ZM58 237V236H57ZM70 237V236H69ZM81 237V238H80ZM88 237V236H87ZM95 237V236H94ZM110 237V238H111ZM117 237V236H116ZM125 237V236H124ZM168 237V236H167ZM217 237H218V235H217ZM250 237V236H249ZM248 237V238H249ZM254 237V236H253ZM14 238V237H13ZM26 238V237H25ZM39 238V237H38ZM38 238H35V240H37ZM49 238V237H48ZM62 238V237H61ZM61 238H60V240H61ZM63 238H64V236H63ZM62 238V239H63ZM92 238V237H91ZM105 238V237H104ZM103 238V239H104ZM108 238V237H107ZM123 238V237H122ZM191 238H192V236H191ZM205 238V237H204ZM222 238V237H221ZM230 238H232V237H230ZM34 239V238H33ZM32 239V240H33ZM39 239H41L42 240V237L41 238H39ZM45 239V238H44ZM43 239V240H44ZM51 239V238H50ZM50 239H49V246H54L53 245V243H51V245H50ZM55 240H56V238H54ZM58 239V238H57ZM77 239H81V240H77ZM85 239V238H84ZM173 239V238H172ZM176 239V238H175ZM193 239V238H192ZM191 239V240H192ZM259 239V238H258ZM4 240V239H3ZM41 240H40V242H41ZM46 240V239H45ZM60 240H58V241H60ZM64 241H65V238L63 239ZM87 240V239H86ZM111 240H112V238H111ZM204 240V239H203ZM31 241V240H30ZM38 241V240H37ZM48 241V240H47ZM51 241H53V239L51 240ZM57 241V240H56ZM63 241V242H64ZM88 241V240H87ZM114 241V240H113ZM217 241V240H216ZM39 242V241H38ZM39 242V243H40ZM44 242V241H43ZM46 242V241H45ZM61 242H62V240H61ZM62 242V243H63ZM98 242V241H97ZM96 242V243H97ZM100 242V241H99ZM98 242V243H99ZM124 242V241H123ZM136 242V241H135ZM233 242V241H232ZM24 243V242H23ZM28 243V242H27ZM26 243V244H27ZM36 243V242H35ZM48 243V242H47ZM66 243V242H65ZM108 245H109V240H108ZM114 243V242H113ZM116 243V242H115ZM159 243V242H158ZM193 243V242H192ZM209 243V242H208ZM218 243V242H217ZM231 243V242H230ZM1 244H3V242L1 243ZM94 244V243H93ZM103 244V243H102ZM105 244V243H104ZM110 244H112V242H110ZM247 244V243H246ZM261 244V243H260ZM31 245V244H30ZM33 245H34V242H33ZM56 245H58V244H56ZM84 245L86 246V245H88L87 246V248H85L84 247ZM96 245V244H95ZM154 244H152V246H153ZM196 245V244H195ZM230 245V244H229ZM249 245V244H248ZM251 245V244H250ZM35 246V245H34ZM37 246V245H36ZM35 246V247H36ZM43 246V245H42ZM45 246H47V244L45 245ZM67 246H68V244H67ZM111 246V245H110ZM114 246H116V245H114ZM126 246V245H125ZM151 246V245H150ZM157 246V245H156ZM190 246V245H189ZM214 246V245H213ZM213 246H211V247H213ZM33 247V246H32ZM39 247H40V245H39ZM55 247V249H56V246H54ZM54 247H52V248H54ZM63 247V246H62ZM135 247V248H134ZM146 246L144 245V248H145ZM184 247V246H183ZM256 247V246H255ZM6 248V247H5ZM18 248V247H17ZM31 248V247H30ZM34 248V247H33ZM44 248V247H43ZM104 248L106 249V251L104 250ZM121 248V247H120ZM137 248V249H136ZM143 248V249H144ZM148 248V247H147ZM146 248V249H147ZM156 248V247H155ZM207 247H206V245H205V248L204 249H202V248H200L199 250H201L202 252L200 253L201 255H200V258H201V264H214V263H212V261H210L211 259L208 257V256H210V255H208V253H206L207 252V249H206ZM218 248V247H217ZM251 248V247H250ZM258 248V247H257ZM45 249V248H44ZM50 249L51 248H49V250L48 251H50ZM61 249V248H60ZM69 249V248H68ZM68 249H66V250H68ZM124 249V248H123ZM178 249V248H177ZM228 249V248H227ZM11 250H12V248H11ZM32 250V249H31ZM37 250V249H36ZM41 250H42V248H41ZM47 250V249H46ZM54 250V249H53ZM51 251V252H56V253H58L57 251L58 250H54V251ZM138 250H140L141 251V253H140V251H138ZM153 250H154V248H153ZM152 249H151V251H153ZM156 251H157V249H155ZM162 250V249H161ZM176 250V249H175ZM174 250V251H175ZM184 250V249H183ZM255 250V249H254ZM260 250H262V249H260ZM1 251V250H0ZM13 251V250H12ZM16 251V250H15ZM29 251V250H28ZM108 251V252H107ZM113 252L114 254H112L111 252ZM121 251V250H120ZM145 251H148V250H145ZM159 251V250H158ZM8 252V248H7V251H6V253ZM36 252V251H35ZM41 252V251H40ZM45 252V251H44ZM69 252H71V251H69ZM84 252V253H83ZM117 253H118V251H116ZM240 252V251H239ZM1 253V252H0ZM5 252L4 253H1V256H0V261H1V263L0 264H5V261L7 262V263H9V264H11V261H12V263L14 262V260H16V259H14V258H16L15 257V255H14V253H13V255L11 254V252H8L7 254H6ZM16 253V252H15ZM18 253V252H17ZM47 253V252H46ZM49 253V252H48ZM78 253H76V254H78ZM111 253V254H110ZM120 253V252H119ZM140 253V254H139ZM145 252L143 251V254H144ZM175 253H177V252H175ZM260 253H261V251H260ZM4 254V255H3ZM50 254V253H49ZM70 254V253H69ZM72 254V253H71ZM81 254V255H82ZM139 254V255H138ZM142 254V255H143ZM147 254V253H146ZM153 254V253H152ZM172 254V253H171ZM194 254V253H193ZM221 254V253H220ZM239 254V253H238ZM12 257H11V256ZM19 255V254H18ZM23 255V254H22ZM40 255H42V254H40ZM56 255V254H55ZM55 255H54V259H53V261H52V264H61L62 262V260H59L58 258H56L55 257ZM61 255V254H60ZM73 255V254H72ZM173 255V254H172ZM195 255V254H194ZM261 255H262V253H261ZM17 256V255H16ZM37 256V255H36ZM57 256L59 257V253L57 254ZM74 256V255H73ZM83 256V255H82ZM176 256V255H175ZM178 256V255H177ZM176 256V257H177ZM214 256V255H213ZM227 256V255H226ZM236 256V255H235ZM20 257V256H19ZM61 258H62V256H60ZM64 257V256H63ZM159 257V256H158ZM170 257V256H169ZM175 257V258H176ZM192 257V256H191ZM28 258V257H27ZM60 258V259H61ZM75 258V257H74ZM117 258H118V260L120 261V262H118V260H117ZM174 258V259H175ZM178 258V257H177ZM217 258V257H216ZM248 258V257H247ZM23 259V258H22ZM40 259V258H39ZM68 259V258H67ZM81 259L82 258H80L79 260H80V263L81 262H83L84 261V257H83V261H81ZM174 259L173 258H171V262H170V264L172 263H174ZM179 259V258H178ZM190 259V258H189ZM193 259V258H192ZM191 259V260H192ZM215 259V258H214ZM213 259V260H214ZM236 259H237V257H236ZM17 260H18V257H17ZM38 260V259H37ZM37 260H36V262H37ZM51 260V259H50ZM70 260V259H69ZM142 260V259H141ZM160 260V259H159ZM190 260V261H191ZM195 260V259H194ZM217 260V259H216ZM215 260V261H216ZM218 260H220V259H218ZM4 261V262H3ZM18 261H20V259L18 260ZM17 261V262H18ZM26 261H28V259H26ZM75 261V260H74ZM73 261V262H74ZM144 261V260H143ZM240 261V260H239ZM29 262V261H28ZM45 262V261H44ZM68 262L69 263H71L70 261H68L67 260V264H68ZM15 263H16V261H15ZM14 263V264H15ZM22 263V262H21ZM24 263V262H23ZM22 263V264H23ZM27 263V262H26ZM25 263V264H26ZM38 263H39V261H38ZM75 264H76V262H74ZM169 263V262H168ZM176 263V262H175ZM190 263V262H189ZM240 263V262H239ZM246 263V262H245ZM28 264V263H27ZM64 264H65V262H64ZM82 264V263H81ZM142 264V263H141ZM199 264V263H198ZM216 264V263H215ZM218 264H224V262H223V260H222V263H219L218 262ZM229 264V263H228ZM235 264V263H234ZM241 264V263H240Z\"/></svg>",
  "mask_w": 264,
  "mask_h": 264
}]
</instances>
